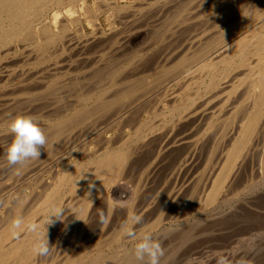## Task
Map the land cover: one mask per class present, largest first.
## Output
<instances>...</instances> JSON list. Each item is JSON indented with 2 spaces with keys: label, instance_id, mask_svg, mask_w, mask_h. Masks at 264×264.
Returning a JSON list of instances; mask_svg holds the SVG:
<instances>
[{
  "label": "bare ground",
  "instance_id": "6f19581e",
  "mask_svg": "<svg viewBox=\"0 0 264 264\" xmlns=\"http://www.w3.org/2000/svg\"><path fill=\"white\" fill-rule=\"evenodd\" d=\"M96 1V0H95ZM99 1V4L97 3ZM97 2H95L94 4H98L99 6H97L95 9L94 7H91L89 4H87V0H0V50L3 49V47L7 46L8 44H10L11 42H13L14 40L16 39H19V41L21 40V42H27L29 43V45H32V47L30 49H33L34 50V53H36V58H34L35 62L38 64V63H41L43 62L44 60L50 58V54L51 52H49V50L51 49V47L55 44H60L61 46V43L63 41V38H65L67 40V37L70 38V41H67L68 43L71 42V40L75 39L73 37V26L75 25L76 28L78 29L77 31H79L80 33L83 32V26H82V15L80 14L81 10H83L84 12H87V18L89 20V23L94 26V28L97 30L96 32V35H93L92 37H89V36H82L80 38H84V39H81L79 40V38L75 39L74 41V47L76 48H79V49H82V48H87L86 46H89V45H92V47H96L97 49L101 47V45L105 44V43H113L115 44L116 41H117V44L119 45V50L117 49V51H119V53H121V49H120V44H119V39H123L122 37L125 35V34H122L121 33H124V30L122 28H126L127 26H125L126 22L128 21V18L130 19V16L127 18V21H123L125 23H122L121 21V29L123 30V32L121 31L120 32V28L117 27L115 21H114V25L116 26H113V28L111 29L112 31L110 32V34L106 31H103V28L101 26V22H100V13L101 11L103 10L104 6H105V3L108 5V3H111L110 0H98ZM104 2V5L103 7L100 6V4H102L101 2ZM177 2V0H175ZM174 1V2H175ZM191 1V0H190ZM200 1V0H199ZM234 0H232V3H233ZM242 1V0H241ZM116 2V1H113V3ZM148 2H151L152 1H149ZM173 2V1H172ZM179 2V1H178ZM262 2V1H261ZM78 3L81 4V6L79 5L78 6ZM112 3V4H113ZM239 3V2H238ZM237 3V5H238ZM257 3V2H256ZM260 3V2H259ZM111 4V5H112ZM117 4V3H116ZM139 4V3H138ZM149 4V3H148ZM174 4V3H173ZM200 4V3H199ZM231 4V3H230ZM229 4V5H230ZM262 4V3H261ZM67 5V11L68 14L72 13V15L69 14V19H65V21L62 19V21H58L61 25V29L60 31H57V33L53 32L50 28H49V22L48 20L43 22V18L46 17V15L48 13H52L53 14V18L55 20V23H57V20L58 18L63 16V13L61 12L62 11V8ZM114 5V4H113ZM126 5V4H125ZM134 5V4H133ZM231 5H234L235 4H231ZM250 5H253V4H250ZM264 5V4H263ZM260 6V5H259ZM258 8L253 6L252 8L250 7V18L248 19V22L246 24H248L250 22V20H256V19H260L262 15H264V7L263 8ZM109 7H110V4H109ZM122 6H119V8H121ZM151 7V6H150ZM149 7V8H150ZM180 7V6H179ZM183 7V6H182ZM232 7V6H231ZM236 7V6H235ZM105 8H107V6H105ZM104 8V9H105ZM161 8V7H160ZM165 8V7H163ZM221 8V7H220ZM237 8V7H236ZM108 9V8H107ZM114 9V8H113ZM232 9V8H231ZM112 10V9H111ZM116 10H119V9H116ZM149 10V9H147ZM156 10V9H155ZM159 11L156 13L158 16V20H159V17L160 19L162 18V16H165L166 12H169L170 10L169 9H158ZM165 10V11H163ZM168 10V11H167ZM180 10V9H179ZM218 10V9H217ZM228 10V9H227ZM226 10V11H227ZM238 10V9H237ZM249 10V9H248ZM109 11V9H108ZM107 11V12H108ZM115 11V10H114ZM120 11H122L120 9ZM125 11V9H124ZM178 11V10H177ZM203 11V10H202ZM222 11V10H221ZM232 11V10H230ZM235 11V10H234ZM242 11V10H241ZM111 12V11H109ZM223 12V11H222ZM228 12V11H227ZM225 13V11L222 13L224 15L225 14H228V13ZM240 12V11H239ZM245 12V11H243ZM62 13V14H61ZM73 13H75V15H73ZM82 13V12H81ZM120 13V12H119ZM133 13V12H132ZM140 12H138L139 14ZM149 13V12H148ZM147 13V14H148ZM229 13H232V12H229ZM235 13V12H234ZM103 14V12H102ZM108 15H110L109 13H107ZM117 14V13H116ZM131 14V13H130ZM134 14V13H133ZM133 14H131L133 16V18H136V16H134ZM151 14V13H150ZM237 14V13H236ZM196 15V14H195ZM208 15V13H207ZM218 15V14H217ZM229 15V14H228ZM244 15V14H243ZM85 16V15H84ZM194 16V15H193ZM219 16V15H218ZM217 16V17H218ZM227 16V15H226ZM231 16V15H230ZM66 17V15H65ZM85 17V18H86ZM110 17V16H108ZM118 17V16H117ZM127 17V16H126ZM144 17V16H142ZM177 17V16H176ZM206 17V16H205ZM204 17V18H205ZM225 17V15H224ZM236 17V16H235ZM239 17V16H238ZM243 17V16H242ZM47 18V17H46ZM64 18V17H63ZM112 19V17H110ZM120 18H121V15H120ZM132 18V17H131ZM141 18V17H140ZM150 18V17H149ZM149 18H147L149 20ZM153 18V17H152ZM151 18V20H152ZM157 18V17H156ZM193 18V17H192ZM226 18V17H225ZM234 18V17H232ZM241 18V16H240ZM244 18V17H243ZM211 19V18H209ZM214 19V18H213ZM228 19V18H227ZM230 19V17H229ZM53 20V21H54ZM131 20V19H130ZM138 20V17L137 19ZM136 20H133L131 21V25H132V22L136 21ZM154 20V19H153ZM152 20V21H153ZM157 19L155 20L156 22L158 21ZM163 20V19H162ZM167 20V18H166ZM189 20V19H188ZM193 20V19H192ZM191 20V21H192ZM197 20V19H196ZM212 20V19H211ZM218 20V19H217ZM222 19L219 18V21H221ZM224 20V19H223ZM232 20V19H231ZM230 20V21H231ZM234 20V19H233ZM239 20V19H238ZM237 20V21H238ZM244 20V19H243ZM247 20V19H246ZM151 21V23H152ZM154 21V23H155ZM216 21V20H214ZM212 20V22H214ZM229 21V22H230ZM111 22V21H109ZM130 22V21H129ZM128 22V23H129ZM178 22V21H176ZM193 22V21H192ZM191 22V23H192ZM54 23V24H55ZM88 23V22H87ZM117 23H118V20H117ZM146 23V22H145ZM150 23V22H149ZM159 23V22H157ZM218 23V21H217ZM232 23V22H230ZM39 25L38 26V31H34V28L33 26L34 25ZM119 24V23H118ZM122 24H124L122 26ZM142 23L137 24L139 26H141ZM153 24V23H152ZM190 24V23H189ZM198 24V23H197ZM212 24V23H211ZM127 25V24H126ZM130 25V27H131ZM135 25V22L134 24ZM143 25V24H142ZM149 25V24H148ZM156 25V24H155ZM176 25V24H175ZM215 25V24H214ZM217 25V24H216ZM232 25H236V23L234 22V24ZM237 25H238V22H237ZM245 25V24H244ZM91 26V27H92ZM125 26V27H124ZM154 26V24H153ZM229 27L231 26L230 24L228 25ZM248 26V25H247ZM253 26V25H252ZM60 27V26H59ZM90 27V28H91ZM129 27V26H128ZM144 27V26H143ZM184 27V26H183ZM188 27V26H187ZM213 27L216 28L215 26H210V28ZM218 27V26H217ZM236 27V26H235ZM148 28V27H147ZM191 28V26H190ZM37 29V28H35ZM56 29L57 26H56ZM130 29V28H129ZM136 29H137V26H136ZM155 29V28H153ZM162 29V28H161ZM165 29V28H164ZM205 29V28H204ZM231 29V28H230ZM230 29H227V30H230ZM232 29H233V26H232ZM257 29V28H256ZM251 34L253 36V38L250 36L252 39L250 40V38L248 39L249 41L246 42L245 46L246 47H249L253 40H257L258 41V45L256 48H258V54L259 56H257L259 62H258V65L256 67V72L254 71L255 75L252 77V79L249 80L248 78V85L245 83V81L243 83H245V87L246 89L243 90L244 93L239 94V97L243 98V100H241V103L245 104V109L240 107L241 109H244V111L242 112V110L240 111L239 110V107H238V102L236 100V96L238 94L237 91L238 90V86L241 84L242 85V81L244 80L243 77L239 76L238 74H234V73H231V71L233 70V67H234V64H229L228 66H225V71L222 72V71H218V68L217 67H214L215 63L213 61V63H210V61L206 60L208 59L207 56H211L212 55V58L213 57H218V55H221L223 53H225L224 51L227 50L229 46H227L228 43H230L232 40H234V38L236 39V37L238 36V34L240 33L239 29L237 30V28H235V30H232L233 33H230V36H225L223 33H220V30H216V32L212 33L213 36L212 38H207V40L205 39H202L200 38L199 36V33H195L194 35V32L192 33V37H188L189 39H187L188 41L185 42L186 43V46H185V50L184 51H181L182 52H186V54L184 55H181L175 62L173 61L174 58H177L178 55H175L177 57H174L173 56V53L172 55L171 54H167L169 57L170 55L173 56L172 59V64H170L171 62H169L170 60L168 59V62L169 66H165V68L161 69V70H157L156 72L152 73V75H150V79H147L145 76V78L143 79H139L140 81L137 80V82L132 83L133 86L131 85V87H128V88H125V89H122V90H117L114 89V94L112 92L113 95H110V96H106L104 95V92L103 94H100L103 89H101L102 91L99 92V94L94 91L91 92V90L93 89H89L90 86H89V90L90 92L88 91V93L84 92L85 95H82L81 93L77 96L78 97V100L80 102L79 105H73L72 108L70 109H66L64 111H61L62 109L64 108H60L59 105H57V103L55 104V106H59L60 110H59V113H58V118L56 119V121L53 123L52 127L49 128L50 131H49V136L48 134H45L48 136L47 138V144L45 145V147H48L49 149V152L47 154V156L50 159V162H51V165L54 163L55 165L58 163H65L66 161H69V157L70 155L73 153L74 149L72 148V146L70 145L71 144V140L74 139L75 137L78 138V136L80 135H83L84 136V130H88L87 131V134H90L88 135L89 137H91L92 139H94V141H96L97 139L100 138V141L102 142L103 140V143H104V139L108 138L109 140H111V143H113V138L112 136L109 137H106L104 135V132L107 131L108 128H113V126L115 124H117L118 126L116 127H119L117 129L118 132H117V136L118 138L121 139V142H122V145H118V147H113L111 145H104L103 143L101 145H103L101 147V150H100V147L96 148V151L98 150V152H96L93 156V158H89L87 161L88 163H92V168L91 170L89 171L88 169H86L87 171H89L88 173L86 172V177L84 179V181L87 183L88 185V193H87V189L85 190L86 192V195L83 196V198H79L80 200V207H79V212L78 214H74L76 215L75 216V223L77 224H74L75 225L74 227H77V229H81L80 232L83 231V229L87 228L90 230H97V235H98V238L96 239V243H99L101 237H102V234H108V232L112 229H115V226L117 225L118 221H119V216H120V213H121V209H124L126 212H130V208L133 209L132 207V203H133V200L134 198H136V195L138 193H143L144 190L143 188L148 186L149 184L146 182L148 181H145V183H140V184H143L142 189H140L139 191V187L140 184L139 182L138 183H131L134 179L133 177H136V175L134 176L135 173H137L138 171V174H139V169L137 168L135 171L134 174H131V171L132 170V164L134 163L135 164V156H137V152L138 150H140V152L142 150H144L145 152V149L146 151H154L155 149V144L152 143L151 141L153 140V142L155 141L157 144H161L160 140V136L161 137H165L167 134L165 133V131L169 132V130H166V128L168 127H165V121L164 119H166L167 117L169 119H167V124L169 126V128L175 124H177L176 126H178V124L181 122H185V125L184 126V130L186 129V137L183 138V139H180L182 137H180L179 133L181 131V128H180V131L178 132V134H176V136L179 138V139H174L172 141L171 144H173L172 146H175V147H179V149L181 150H176L178 151V155H176L174 158V161L172 160L171 163H174V169L172 170L171 172V175L169 173V175L171 176L170 178H172L171 182L169 180V184L168 186L166 185V182L168 181H165L164 186L163 183V187H167L163 192L164 195L166 198L164 200L165 203H167L168 201L172 202L176 200V202L178 201V203H181L182 204V207H184V209H186L185 207H187L186 205H188L187 203L190 202L191 200H194V202H197V206L196 205H193L194 202H192L191 204L194 206L193 208H201L202 206H207V205H211L212 203H214L219 197L220 195L222 194H226V192L228 193L229 192V188L234 184V183H237L239 178V174L241 173L242 174V170L244 172L245 170V160L246 157L248 156L247 153H249V146L251 145H257V144H253L254 143V136L256 137V134H259L260 135V138L259 136L256 138V143L258 142V145L260 144V139H264V124L263 122H260V120H262V117L264 115V61L262 60L263 57H264V31H259L260 29H257ZM59 30V29H58ZM128 30V29H127ZM126 30V31H127ZM200 30V29H199ZM215 30V29H214ZM226 30V31H227ZM93 31V30H92ZM91 31V32H92ZM148 31V29L146 30ZM154 31V30H153ZM219 31V32H218ZM106 32V33H105ZM120 32V33H119ZM128 32V31H127ZM126 32V34H127ZM155 32V31H154ZM239 32V33H238ZM141 33V32H140ZM158 33V32H157ZM175 33V32H174ZM218 33H220L218 35ZM228 35H229V32H227ZM108 34V35H106ZM137 34V33H136ZM204 36H206L205 34L206 33H203ZM202 34V35H203ZM246 34V33H245ZM248 34V33H247ZM76 35V34H75ZM88 35V34H87ZM129 35V33H128ZM153 35V34H152ZM240 35V34H239ZM120 36V38H119ZM126 36V35H125ZM202 36V37H204ZM247 36V37H248ZM87 37V38H86ZM130 37V36H129ZM135 37V36H134ZM170 37V36H169ZM186 37V36H185ZM119 38V39H118ZM141 38V37H140ZM205 38V37H204ZM246 38V37H245ZM244 38V39H245ZM118 39V40H117ZM124 39H128L127 36L124 37ZM202 39V40H201ZM240 39V38H239ZM174 40V39H173ZM205 40V41H203ZM18 41V42H19ZM119 41V42H118ZM122 41V40H121ZM126 43L128 42L127 40H125ZM186 41V40H185ZM247 41V40H245ZM239 43V40L237 41ZM122 43V42H121ZM17 44V43H16ZM20 44V43H19ZM24 44V43H23ZM71 44L73 45V42H71ZM108 44V45H109ZM221 44V46H219ZM237 44V43H236ZM15 45V44H14ZM13 45V46H14ZM71 45V46H72ZM106 44V46H108ZM235 45V44H234ZM21 46V45H20ZM59 46V45H58ZM69 46V44H68ZM100 46V47H98ZM105 46V47H106ZM15 47V46H14ZM22 47V46H21ZM25 47V46H24ZM30 47V46H29ZM57 47V45L55 46ZM65 47V46H64ZM63 44L61 46V48H63ZM103 47V46H102ZM103 47V50L104 48ZM112 47V45H111ZM110 47V48H111ZM116 47L117 46H113L112 49H113V52L116 50ZM124 47V46H123ZM177 47V46H176ZM181 47V46H180ZM19 48V47H18ZM25 48H28V47H25ZM54 48V47H53ZM95 48V49H96ZM118 48V47H117ZM24 49V48H23ZM73 49V48H72ZM93 49V48H92ZM96 49V50H97ZM106 49V48H105ZM109 48H107L108 50ZM110 49V50H112ZM182 49V47H181ZM237 49V48H236ZM9 50V49H8ZM102 50V51H103ZM7 51V50H6ZM5 51V52H6ZM12 51V50H11ZM15 51V49L13 50ZM54 51V50H53ZM63 51V50H61ZM60 51V52H61ZM66 51V50H65ZM84 51V49H83ZM99 51V50H97ZM95 51V52H97ZM101 49H100V52H102ZM177 49L175 50L174 54L176 53ZM27 52V51H26ZM59 52V51H58ZM93 52V51H92ZM111 51H109L108 53H110ZM171 52V51H170ZM178 52V51H177ZM230 52V51H229ZM1 53V51H0ZM10 53V52H9ZM12 53V52H11ZM25 53V52H24ZM24 53H22L24 55ZM30 53H31V50H30ZM57 53V52H56ZM104 53V51H103ZM112 53V52H111ZM116 53V52H114ZM118 53V52H117ZM123 53V52H122ZM244 53V51L241 53H238L239 55ZM2 54V53H1ZM0 54V55H1ZM7 54V53H5ZM13 54H16L15 52ZM11 54V56L13 55ZM18 54V53H17ZM55 54V53H54ZM106 51H105V55H106ZM177 54V53H176ZM183 54V53H182ZM3 55V54H2ZM1 55V56H2ZM23 55H21L23 57ZM26 55V54H25ZM24 55V56H25ZM32 55V54H30ZM34 55V54H33ZM64 55V54H63ZM62 55V56H63ZM79 55V54H78ZM99 55V54H98ZM104 55V56H105ZM113 55V54H111ZM114 55H117V54H114ZM113 55V56H114ZM125 55V53H124ZM123 55V56H124ZM162 55V54H161ZM167 55H163V59H164V63L167 62L165 61V56ZM29 56V55H28ZM27 56V58H28ZM55 56V55H54ZM53 56V57H54ZM59 56L61 55H58V58ZM70 56V55H69ZM75 56V55H73ZM108 54L105 56L107 57ZM119 56V55H118ZM122 56V55H120ZM8 57V55H7ZM26 57V56H25ZM32 57V56H31ZM93 57V56H92ZM104 57V58H105ZM161 57V56H160ZM169 57H166V58H169ZM207 57V58H206ZM10 58V57H9ZM81 58V57H79ZM95 58V57H94ZM103 58V59H104ZM109 58V56L107 57ZM112 58V57H110ZM109 58V59H110ZM114 58V57H113ZM116 58V56H115ZM139 58V57H138ZM158 58V57H157ZM171 58V57H170ZM244 58V57H243ZM31 59V58H30ZM29 59V60H30ZM54 59V58H53ZM69 59H71L69 57ZM68 59V60H69ZM101 57H100V61H101ZM118 60V58H116ZM211 59V58H210ZM10 60V59H9ZM21 60H23L21 58ZM33 60V59H32ZM76 61V59H73ZM72 60V61H73ZM107 60V59H106ZM105 60V62H106ZM129 60V59H128ZM135 60V59H134ZM217 60V59H216ZM242 60V59H241ZM240 60V62H241ZM250 60V59H249ZM248 60V61H249ZM28 62V60H26ZM60 62V60H57ZM71 61V62H72ZM80 61V60H78ZM91 61V60H90ZM100 61L97 63L100 64ZM109 61V60H108ZM107 61V62H108ZM133 61V60H132ZM137 61V60H136ZM141 61V59H140ZM158 61V60H157ZM163 61L162 58L160 59L159 62ZM257 61V60H255ZM35 62H32V63H35ZM89 62V61H88ZM87 62V63H88ZM104 64H107V62ZM111 62V61H109ZM212 62V61H211ZM218 62V61H217ZM234 62V61H233ZM76 63V62H75ZM90 63V62H89ZM93 63V61H92ZM118 63V62H117ZM128 63V62H127ZM132 63V62H131ZM130 65H133L134 67L131 68L130 66V69L129 71H133L134 69H136V67L138 68V65H134L133 63ZM144 63V62H143ZM256 63V62H255ZM15 64V63H14ZM46 64V63H44ZM48 64V63H47ZM50 64V63H49ZM52 64V63H51ZM50 64V65H51ZM79 64V62L77 63V65ZM103 64V62L101 63V65ZM112 64V63H110ZM160 64V63H159ZM162 64V63H161ZM160 64V65H161ZM199 64V65H198ZM248 64V62H247ZM254 64V63H253ZM252 64V65H253ZM17 65V64H16ZM54 65V64H53ZM68 65V64H67ZM76 65V66H77ZM116 65V64H115ZM113 64V68L115 69L116 67ZM118 65V64H117ZM159 65V66H160ZM198 65V66H197ZM227 65V64H226ZM4 66V65H3ZM6 66V65H5ZM9 66V65H8ZM89 66V65H88ZM105 66V65H104ZM107 66V65H106ZM105 66V68H106ZM136 66V67H135ZM143 66V65H141ZM244 66V64H243ZM249 66H251V63H249L248 65V68ZM13 67V66H12ZM27 67V66H26ZM41 67H43L41 65ZM51 67V66H50ZM55 67H56V64H55ZM86 67V65H85ZM95 67V66H94ZM127 67V66H126ZM161 67V66H160ZM253 66H251L252 68ZM20 68V67H19ZM45 68V67H44ZM43 68V69H44ZM57 68V67H56ZM75 68V67H74ZM80 68L84 69L83 67L80 66ZM79 68V69H80ZM96 68V67H95ZM97 68H98V65H97ZM99 68H101V66H99ZM98 68V69H99ZM246 68V69H248ZM29 69V68H28ZM36 69V68H35ZM53 69V68H52ZM62 69V68H61ZM78 69V68H77ZM94 69V68H93ZM97 69V70H98ZM112 69V68H111ZM133 69V70H132ZM141 69V68H139ZM238 69V68H237ZM245 69V70H246ZM19 70V69H17ZM33 70V68H32ZM41 70V68H40ZM46 70V69H45ZM48 70V69H47ZM50 70V69H49ZM48 70V71H49ZM55 70V69H54ZM76 70V69H75ZM91 70V69H90ZM125 70L127 71V69L125 68ZM154 70V69H153ZM10 71V68L9 70ZM20 71V70H19ZM47 71V72H48ZM51 73L52 72H55L53 70H50ZM49 71V72H50ZM80 71V70H79ZM92 71V70H91ZM100 71V70H99ZM114 71V70H113ZM116 71V70H115ZM122 71V69H121ZM125 73H128L126 72ZM144 71V70H142ZM2 72H5L6 71H2ZM24 72V71H23ZM89 72V71H88ZM87 72V73H88ZM95 72V71H94ZM135 72V71H134ZM133 72V73H134ZM240 72V71H239ZM248 72V71H247ZM37 73H38V70H37ZM56 73V72H55ZM54 73V74H55ZM95 73H98V72H95ZM94 73V75H95ZM105 73V72H104ZM112 73V72H111ZM115 73V72H114ZM121 75L123 72H120ZM119 73V74H120ZM132 73V72H130ZM243 73V72H242ZM13 74V73H12ZM33 74V73H32ZM44 74V73H43ZM48 74V73H47ZM58 74V73H56ZM81 74V73H80ZM99 74V73H98ZM101 74V72H100ZM107 74V73H106ZM135 74V73H134ZM138 74V73H137ZM136 74V75H137ZM250 74V73H249ZM247 74V76L249 75ZM14 75V74H13ZM26 75V74H25ZM31 75V74H30ZM75 75V74H73ZM86 75V74H85ZM103 75V74H101ZM133 75V74H132ZM131 75V76H132ZM182 75V76H181ZM65 76V75H63ZM87 76V75H86ZM95 76H98V75H95ZM117 76V75H116ZM130 75H126L125 74V79L128 77L129 78ZM181 76V78L179 77ZM246 76V77H247ZM252 76V75H250ZM9 77V76H8ZM29 77V76H28ZM26 76V78H28ZM41 77V76H40ZM43 77V75H42ZM46 77V76H45ZM49 77V76H48ZM73 77V76H72ZM89 77V76H88ZM99 77V76H98ZM108 77V76H106ZM106 77H105V81H106ZM134 77V75H133ZM132 77V78H133ZM148 77V76H147ZM3 78V77H2ZM1 78V80H2ZM16 78V77H15ZM36 78V77H35ZM34 78V80H35ZM68 78V77H67ZM80 78V77H79ZM91 78V77H90ZM90 78H88L90 80ZM97 78V77H96ZM100 78V77H99ZM104 78V77H103ZM120 78V77H118ZM131 78V77H130ZM251 78V77H250ZM9 79V78H8ZM7 79V82H9V80ZM66 79V77H65ZM85 79V77H84ZM83 79V81H84ZM98 79V78H97ZM96 79V80H97ZM102 79V78H101ZM100 79V80H101ZM110 79H111V76H110ZM208 79V80H207ZM246 79V78H245ZM20 80V78H19ZM22 80V79H21ZM20 80V81H21ZM33 80V81H34ZM59 80V79H58ZM77 80V79H76ZM75 80V81H76ZM88 80V81H89ZM108 80V79H107ZM123 80V79H122ZM135 80V79H134ZM12 81V80H11ZM57 81V80H56ZM67 81V80H66ZM87 81V80H85ZM99 81V80H98ZM97 81V82H98ZM103 81V80H101ZM113 80L111 79V81H109V83H111ZM117 81V80H116ZM126 82L127 79L125 80ZM124 81V82H125ZM16 82H19L18 80L15 81V85H16ZM43 82V81H42ZM53 82V81H51ZM60 82V81H58ZM79 82V81H77ZM90 82V81H89ZM95 83V81H93ZM100 82V81H99ZM130 82V81H129ZM131 82H133V80H131ZM1 83V82H0ZM31 83V81H30ZM44 83V82H43ZM71 83V82H70ZM76 83V82H75ZM74 83V84H75ZM80 83V82H79ZM86 83V82H84ZM92 83V82H91ZM104 83V82H103ZM115 83V82H114ZM8 84V83H7ZM18 84V83H17ZM52 84V83H51ZM62 86L64 83H62ZM73 84V83H72ZM98 84V83H96ZM106 84V83H105ZM122 84V83H121ZM131 84V83H130ZM129 84V85H130ZM41 85V84H40ZM77 85V84H76ZM80 85V84H79ZM78 85V86H79ZM110 85V84H109ZM240 85V86H241ZM5 86V85H4ZM13 86V84H12ZM37 86V84H36ZM46 86V85H45ZM58 86V85H57ZM56 86V87H57ZM77 86V87H78ZM87 86V85H85ZM111 86V85H110ZM109 86V87H110ZM127 86V85H126ZM239 86V88H240ZM16 87V86H15ZM22 87V86H20ZM26 87V86H25ZM41 87V86H40ZM47 87V86H46ZM51 87V85L49 86V88ZM55 87V86H54ZM53 87V88H54ZM66 87V85H65ZM82 87V86H81ZM84 87V86H83ZM92 87H94V84L92 85ZM114 87V86H113ZM6 88V87H5ZM3 87V89H5ZM14 88V87H13ZM13 88L11 90H13ZM34 88V87H33ZM39 88V87H38ZM60 88V87H59ZM63 88V87H62ZM69 88V87H68ZM85 88V87H84ZM120 88V87H119ZM122 88V87H121ZM175 88L176 90L178 89H185V88H189L190 89V93L189 95H185L183 98H179L177 99L179 96H178V91H175ZM22 89V88H20ZM48 89V88H47ZM56 89V88H55ZM58 89V88H57ZM56 89V91H57ZM79 89V88H77ZM86 89V88H85ZM96 89V88H95ZM94 89V90H95ZM108 89H111V88H108ZM156 92H155V90ZM186 89V90H187ZM244 89V88H243ZM6 90V89H5ZM19 89H17L16 92H19L18 91ZM34 90V89H33ZM39 90V89H38ZM49 90V89H48ZM47 90V91H48ZM52 90V89H51ZM60 90V89H59ZM67 90V89H66ZM100 90V89H99ZM151 90H154L152 94ZM169 90H171L169 92ZM237 90V91H235ZM22 91V90H21ZM28 91V90H27ZM32 91V90H31ZM30 91V92H31ZM44 91V90H43ZM86 91V90H85ZM108 93L109 91L106 90ZM105 91V92H106ZM117 91V92H116ZM184 91V90H183ZM4 93V90L2 91ZM13 93L12 91H9V94ZM15 90H14V93H16ZM26 92V91H24ZM49 92V91H48ZM53 93H55L53 90H52ZM74 92V91H72ZM150 92V93H149ZM169 92V93H168ZM189 92V91H187ZM231 92L232 94H236V96L232 95L233 96V100L231 99L230 95H231ZM7 93V92H6ZM40 93V92H39ZM43 92H41L42 94ZM45 93V92H44ZM43 93V94H44ZM50 93V92H49ZM83 93V92H82ZM107 93V94H108ZM152 94V95H155V97H157V100L158 98L160 99V97L162 96H166V101L165 102H168V106L166 107L164 105V107H161L159 109L156 110V107L155 109H153L152 107L148 110L147 106H142V105H149V103L147 102L146 103V99L148 98H143L144 95L146 94ZM65 94V92H64ZM67 94V93H66ZM70 94V93H69ZM75 94V92H74ZM94 94H98V95H94ZM230 94V95H228ZM3 95V94H2ZM8 95V94H7ZM50 95V94H49ZM48 95V96H49ZM62 96V94H60ZM68 95V94H67ZM71 95V94H70ZM69 95V97H70ZM76 95V94H75ZM74 96H71V97H75ZM82 95V96H80ZM224 95H228V97H230V99L232 100H227V98H221L224 100L225 103L226 100L227 101H231L230 103L228 102L226 105H223L222 107H220V110L219 111H224L226 114L230 115V114H234L235 112L237 111H240V113H242V117H241V123L237 126V128H231V130L228 132L227 135H224V134L219 130V129H216L213 125H215V123L212 125V119H214L215 116L218 117V109H219V106L218 105H221L223 104V100H219L221 103L219 104V101L218 99L220 97H223ZM4 96V95H3ZM32 96V95H31ZM40 97H42L41 95H39ZM54 96V94L52 95ZM55 96L56 93H55ZM54 96V97H55ZM59 96V94H58ZM149 97H151L150 95H148ZM30 97V96H29ZM36 97V95L34 96ZM53 97V98H54ZM60 97V96H59ZM68 97V96H67ZM76 97V99H77ZM153 97V98H155ZM225 97V96H224ZM238 97V96H237ZM9 98V96H8ZM39 98V97H38ZM44 98H46V96H44ZM51 98V97H50ZM58 97H56L57 99ZM62 98V97H61ZM65 98H66V95H65ZM64 98L65 101H67L66 99ZM71 98V99H73ZM141 98L143 99V101H141ZM1 99V98H0ZM10 99V98H9ZM12 99V98H11ZM19 99V98H18ZM37 99V98H36ZM40 99V98H39ZM97 100V102H92L94 103L93 105H88V101L90 100ZM149 99V98H148ZM152 99V98H151ZM150 99V101H151ZM164 99V98H163ZM21 99H19L20 101ZM24 100V99H23ZM23 104L25 105V101ZM50 100V99H49ZM70 100V99H69ZM74 100V99H73ZM145 100V102H144ZM153 100H156L155 99H152V104L153 105ZM156 100V101H157ZM161 100V99H160ZM8 101V100H7ZM27 101V100H26ZM35 101V100H34ZM37 101V100H36ZM45 101V100H44ZM48 101V100H47ZM53 101V100H52ZM51 101V103H52ZM164 101V100H163ZM178 101V102H176ZM18 102V101H17ZM21 102V101H20ZM21 102V103H22ZM31 102V101H30ZM29 102V103H30ZM57 102V101H56ZM62 102V101H61ZM60 102V103H61ZM146 103V104H142L141 103ZM158 102V101H157ZM156 102V103H157ZM161 102V101H160ZM176 102V103H175ZM223 102V103H222ZM240 102V101H239ZM9 103V102H8ZM6 104L5 106L3 107H0V108H3V112H0V121L3 119L2 116L9 111V105L13 102H11L10 100V103L9 104ZM16 103V102H14ZM39 103V102H38ZM70 103V102H69ZM68 103V104H69ZM75 103V102H74ZM156 103L154 105H156ZM159 103V102H158ZM28 104V103H27ZM35 104V103H34ZM65 104V103H63ZM62 104V105H63ZM240 104V103H239ZM243 104H240V105H243ZM1 105V104H0ZM4 105V104H2ZM12 105V104H11ZM14 105V104H13ZM16 107L17 104H15ZM20 105V104H19ZM29 105V104H28ZM39 105V104H38ZM38 105L36 107H38ZM71 105V104H70ZM69 105V106H70ZM149 105V106H151ZM153 105V106H154ZM160 105V104H157V106ZM23 106V105H22ZM43 106V105H42ZM48 106V105H47ZM50 106V105H49ZM48 106V107H49ZM65 106V105H64ZM68 106V107H69ZM142 106V107H141ZM21 107V106H20ZM24 107V106H23ZM21 107V108H23ZM159 107V106H158ZM12 108V106L10 107ZM26 108V107H25ZM24 108L23 111H25L26 109ZM40 108V107H39ZM20 109V108H19ZM47 109V108H46ZM153 109V110H152ZM28 110H30V107L28 108ZM27 110V111H28ZM115 110V111H114ZM14 111V110H13ZM16 111V110H15ZM39 111V110H38ZM37 111V112H38ZM44 111V110H43ZM51 111V110H50ZM58 111V110H57ZM114 111V112H112ZM147 111L153 113V114H156L157 117L159 116V118L161 117L162 121H163V125L164 127L163 128H160L158 126V124L156 125H152V122L151 124L150 123H144L140 120V115L143 113V112H146ZM31 112V111H29ZM49 112V111H48ZM55 112V111H54ZM111 112V114L108 115V113ZM2 113V115H1ZM17 113V112H16ZM15 113V114H16ZM32 113V112H31ZM57 113V112H56ZM239 113V112H238ZM14 114V113H13ZM20 114V113H19ZM47 114H50V113H47ZM47 114L45 113L46 117H47ZM152 114V115H153ZM223 114V113H222ZM12 115V114H11ZM53 115V114H52ZM51 115V116H52ZM57 115V114H56ZM101 115H108L106 118H104V121L103 119H99L98 116L101 117ZM136 116V117H135ZM170 116V117H169ZM227 116V115H226ZM14 117V116H13ZM94 117H97V118H94ZM103 117V116H102ZM156 117V116H155ZM216 117V118H217ZM239 117V116H238ZM5 118H7L5 116ZM36 118V117H35ZM93 118V120L91 119ZM215 118V119H216ZM232 117H230V120H231ZM233 118H234V115H233ZM91 119L92 121V124H91V121L89 122L88 125L91 124V126H88L89 128H86L87 126V123L88 121ZM136 119V123L133 122L134 120ZM157 119V118H156ZM208 119V120H207ZM226 119H229V116L228 118ZM235 119V118H234ZM6 120V119H5ZM11 120V119H10ZM88 120V121H87ZM101 120V121H100ZM126 122H124V121ZM150 120V119H149ZM155 120V119H154ZM160 120V119H159ZM218 121V119H216ZM221 120V119H220ZM236 120V119H235ZM234 120V121H235ZM4 121V120H3ZM87 121V123H86ZM123 121V122H122ZM132 121V123L134 124H130ZM223 121V120H222ZM225 121V119H224ZM40 122V121H39ZM228 122V121H227ZM232 122V121H231ZM230 122V123H231ZM228 123V125L230 124ZM234 123V122H233ZM239 123V122H238ZM261 123V124H260ZM40 124H42L40 122ZM45 124V123H44ZM122 124V125H120ZM166 124V126H167ZM221 124V123H220ZM236 124V123H235ZM46 125V124H45ZM125 125H132V127L130 126V128H133L134 127V135L132 137L128 136L126 133L127 132H124L122 127L125 126ZM42 126V125H41ZM47 126V125H46ZM174 127V128H177V127ZM210 126H213V128L211 127L212 131H220V135L216 132H213L215 135L213 137H215L214 140H217V136H221L223 135V138H224V141L227 137V142L228 143V148L225 150H223V155H218V153H216V150L215 148H212V147H215L217 146L218 144H214V146H212L210 144V142H208L212 147L208 149V152L206 151L205 152V148H206V142L207 141H210L211 139L207 140V133L210 135L211 134V130H208L209 132H206L207 131V128L210 129ZM216 126V125H215ZM230 126V125H229ZM183 127V126H182ZM47 128V127H46ZM129 128V126H128ZM129 128V129H130ZM160 128V130H159ZM116 129V128H115ZM114 129V130H115ZM156 129V130H159L157 132V135L155 133L156 136H154V132L153 130ZM172 129V128H171ZM214 129V130H213ZM223 129V128H221ZM227 129V128H226ZM9 130V129H8ZM47 130V129H46ZM155 130V131H156ZM164 130V132H163ZM4 131V130H2ZM228 131V129H227ZM9 132V131H8ZM116 132L114 131L113 133L116 134ZM167 132V133H168ZM171 132L173 133V131L171 130ZM170 132V133H171ZM45 133V132H44ZM83 133V134H82ZM109 133V132H108ZM169 133V134H170ZM171 133V134H172ZM183 133V131H182ZM227 133V132H226ZM150 134V135H149ZM174 134V133H173ZM172 134V135H173ZM181 134V133H180ZM185 134V133H184ZM218 134V135H217ZM8 134H5L4 133V136H7ZM107 135V134H106ZM113 135V134H112ZM164 135V136H162ZM183 135V134H182ZM217 135V136H216ZM3 136V132L0 133V144H2L3 142H5L4 140L2 141V137ZM9 136V135H8ZM46 136V137H47ZM114 136V135H113ZM126 136V137H125ZM171 136V135H170ZM175 136V135H174ZM175 136V137H176ZM89 137L86 138L89 140ZM114 143H115V139H116V136H114ZM159 137V139H158ZM184 137V135H183ZM208 137H212V136H208ZM81 138V137H80ZM79 138V139H80ZM111 138V139H110ZM166 138H169L168 136ZM219 139L218 140H222L223 139H220V137H218ZM222 138V136H221ZM5 139V138H3ZM83 139V138H81ZM158 139V141H157ZM163 139V138H162ZM161 139V140H162ZM261 139V141H262ZM10 139H8L9 141ZM57 141V146H56V150H54V147L52 148V144L51 142L52 141ZM76 140V139H75ZM78 140V139H77ZM76 140V141H77ZM87 140V141H88ZM129 140V141H128ZM166 140V139H165ZM164 140V141H165ZM212 140V141H214ZM217 140V141H218ZM229 140V141H228ZM2 141V142H1ZM7 141V139H6ZM7 141V142H8ZM54 141V142H55ZM74 141V140H72ZM81 141H84L81 140ZM81 141L78 140L77 142H79L81 144ZM86 141V142H87ZM99 141V140H98ZM211 141V142H212ZM222 141L220 142H217L219 143V145L222 143ZM10 142V141H9ZM75 142V141H74ZM100 142V143H101ZM110 142V141H109ZM170 142V141H169ZM49 143V144H48ZM78 143V144H79ZM84 142H82L83 144ZM94 143V142H93ZM99 142H95V144H97ZM120 143V142H119ZM139 143V145H138ZM149 143L153 144L155 147H153V150H147L149 148H152L149 146ZM163 143V142H162ZM207 143V144H208ZM212 143H216L215 141L212 142ZM225 143L226 147H227V144ZM5 143H3V146H4ZM118 144V143H117ZM159 144V145H160ZM168 144V142H167ZM264 144V143H263ZM157 145V147L159 146ZM163 145V144H161ZM160 145V148L156 147L158 153L160 152L159 150L164 149V147H166V144H164L165 146L161 147ZM224 145V146H225ZM75 146V145H74ZM85 146V145H84ZM171 146V145H170ZM220 147L221 149L224 147ZM260 146V145H259ZM258 146V147H259ZM81 147V146H80ZM79 147V148H80ZM83 147V145H82ZM81 147V148H82ZM169 147V146H168ZM167 147V148H168ZM263 147V146H262ZM4 148V147H3ZM85 148V147H83ZM82 148V149H83ZM170 148V147H169ZM168 150H171L169 149ZM172 148V147H171ZM174 148V147H173ZM225 148V147H224ZM254 148V147H251V149ZM47 149V148H46ZM81 149V150H82ZM94 149V148H93ZM166 149V148H165ZM175 149V148H174ZM174 149L172 150V152L174 151ZM220 149V150H221ZM251 149H250V153H251ZM254 149L257 150V147H255ZM78 150V148H77ZM95 150V149H94ZM100 150V151H99ZM220 150L218 152H220ZM255 150V151H256ZM1 151V150H0ZM45 151V150H44ZM93 151V150H92ZM163 151V150H162ZM175 151V152H176ZM95 152V151H93ZM167 152V151H166ZM258 152V151H256ZM3 153V152H2ZM139 153V152H138ZM155 153V152H154ZM170 153V151H169ZM168 153V154H169ZM207 153V154H206ZM222 153V151H221ZM253 153V152H252ZM45 154V153H44ZM148 154V153H147ZM151 154V153H150ZM164 154V153H163ZM176 154V153H175ZM3 155V154H2ZM42 155V154H41ZM74 155V154H73ZM146 155V154H145ZM167 155V154H166ZM261 155V154H260ZM143 156V155H141ZM153 156V155H152ZM171 156V155H170ZM41 157V156H40ZM166 157V156H165ZM4 159V157L1 156L0 160L1 159ZM6 158V157H5ZM138 158V156H137ZM167 158V157H166ZM46 159V158H44ZM43 159V160H44ZM141 159V158H140ZM148 159V158H147ZM5 160V159H4ZM4 160H2V162H4ZM49 160V159H48ZM48 160H45L46 162V166H48ZM83 160V159H82ZM151 160V159H150ZM156 160V159H155ZM155 160H152L150 163H149V168L147 169L148 171L145 172L146 176H143V180L145 179H148V178H152V176H150L152 172H154L153 170V163L155 162ZM166 160V159H165ZM170 160V159H169ZM6 161V160H5ZM146 161V160H145ZM149 161V159H148ZM148 161H146V163L148 164ZM0 164V175L1 172H3V169H4V164ZM38 162H41L42 161H38ZM85 162V161H84ZM28 163H30V161H28ZM35 163V162H34ZM43 163V164H45ZM87 163V162H86ZM152 163V164H151ZM43 164H41L43 166ZM50 164V163H49ZM82 162L78 161V162H74L72 164H68L66 166L63 165V167H66V169L63 171V176H61L59 178H55V181L53 183H51L49 186H47L44 190H43V195L41 196V200H39V198L37 199V201H39V203H36L37 204H33V205H30V201H29V207L28 205L25 206L26 202L28 201V194L25 193L24 190H20V188L23 186H19V194L17 193V195L14 194V192L12 193V189H14L15 191V188L17 184V182L11 180L13 183H16L14 187H12V191L10 190L9 186L5 185V186H2L1 185V182H0V207L2 206V209L3 211L0 210V264H45L44 263V258L45 257H38L37 255H35L34 251H33V246L34 244L37 242V239L38 237L42 236L45 232H46V229L48 228V226H51V228L49 230H47V237L48 235L51 234L52 231V227L55 226L57 227V229H54V231L57 233V231H60L62 229H66L67 228V223H68V220L65 219L63 222H59L57 221L56 223L52 224V225H47L46 226V229H45V226L43 224L42 221L40 222H36L32 217V213L33 212H36L34 210H38L39 212H46L48 209H47V206H49L53 201H55L57 198L61 197V195H64L65 193H70L72 195L73 192L76 191V187H77V184H78V180H80L79 178H81L80 176L77 177V179L75 180L74 178H72V174L73 173H76L79 168L82 166ZM164 164V163H162ZM168 164V163H167ZM3 165V166H2ZM26 165V164H25ZM24 165L23 168L19 169V172L20 170L23 171L20 176L22 178L23 181L27 180L28 178V181L30 182L31 180V177H30V173L31 175H34L37 173V171L39 170L37 168V163L36 165L34 164V166L32 167L30 164H29V168H26ZM28 165V164H27ZM50 165V166H51ZM170 165V164H169ZM6 166V165H5ZM36 166V167H35ZM39 166V165H38ZM88 166V165H87ZM144 166V165H143ZM172 166V164H171ZM41 167V166H40ZM45 167V166H43ZM89 167V166H88ZM142 167V166H141ZM141 167H139L141 169ZM148 167V166H147ZM146 167V168H147ZM166 167V166H165ZM164 167V168H165ZM173 167V166H172ZM8 168V170L11 168L12 171H14L15 169H13L14 167H6ZM5 168V171L3 173H7L9 172L7 169ZM36 168L38 170H36ZM46 168V167H45ZM87 168V167H86ZM131 168V169H130ZM41 169V168H40ZM58 169V167L56 168V170ZM81 169V168H80ZM157 169V168H156ZM264 169V168H263ZM45 170V169H44ZM54 170V172L56 171ZM33 171V172H32ZM169 171V170H168ZM184 171V174L181 175V172ZM246 171V170H245ZM252 171V170H251ZM11 172V171H10ZM79 172V171H78ZM143 172V173H144ZM164 172V171H163ZM49 173V172H48ZM142 173V174H143ZM155 173V172H154ZM162 173V171H161ZM9 175L13 174L11 172L8 173ZM18 174V175H19ZM142 174H141V177H142ZM153 174V173H152ZM240 174V176H242ZM245 174V173H244ZM248 174V173H247ZM4 175V174H3ZM6 175V174H5ZM14 175V174H13ZM16 175V174H15ZM17 175V176H18ZM41 175V173H40ZM75 175V174H74ZM133 175V177H131ZM158 175V174H157ZM156 175V176H157ZM160 175V174H159ZM158 175V176H159ZM164 175V173L162 174V176ZM166 175V174H165ZM7 176V175H6ZM16 176V177H17ZM20 176L18 179H20ZM39 176V175H37ZM35 176L34 179H37L38 177ZM48 176V175H47ZM45 176V177H47ZM51 176V175H50ZM85 176V174L83 175V177ZM161 176V175H160ZM3 177V176H2ZM9 177V176H8ZM14 177V176H13ZM12 177V178H13ZM30 177V178H29ZM33 177V176H32ZM37 177V178H36ZM56 177V176H55ZM140 177V179H142ZM146 177V178H145ZM155 177V176H154ZM243 177V176H242ZM240 177V179L242 180L243 178ZM5 178V177H4ZM3 178V179H4ZM11 178V179H12ZM40 178V177H39ZM132 178V179H131ZM138 178V177H136ZM150 178V179H151ZM169 178V177H168ZM246 178V177H245ZM2 179V180H3ZM7 179V178H6ZM15 179V178H14ZM17 179V180H18ZM34 179L32 178V180L34 181ZM162 179V178H161ZM9 180V179H8ZM21 180V179H20ZM19 180V181H20ZM52 180V179H51ZM129 180H131V185H128L129 183ZM143 180H139L140 182H144ZM154 180V179H153ZM39 181V180H38ZM37 181V182H38ZM83 181V180H82ZM138 181V180H137ZM151 182V180H149ZM148 181V182H149ZM163 181V180H162ZM236 181V182H235ZM243 181V180H242ZM241 181V182H242ZM248 181V180H247ZM22 182V181H21ZM21 182H20V185H21ZM36 182V181H35ZM85 182L83 184H85ZM134 182V181H133ZM136 182V181H135ZM158 182V180L156 181ZM244 182V181H243ZM7 183V182H5ZM9 185H10V181L8 182ZM25 183V182H23ZM34 183V182H32ZM47 183V182H46ZM3 184V183H2ZM12 184V183H11ZM27 184V183H26ZM31 184V182H30ZM48 184V183H47ZM157 184V183H156ZM81 185V184H78V186ZM86 185V186H87ZM123 185H126L127 187H129V189L127 190L126 188L124 189L125 192L123 191V189L120 190L121 187H123ZM160 187H162L161 184H159ZM245 185V184H244ZM26 186V185H25ZM24 186V187H25ZM83 186V185H82ZM125 186V187H126ZM234 186V185H233ZM238 186V185H237ZM23 187V188H24ZM158 186H155L153 187L154 189L157 190ZM240 187V186H239ZM243 187V186H242ZM83 188V187H82ZM86 188V187H84ZM150 188V187H149ZM18 189V188H16ZM27 189L28 186H27ZM146 189H148V187H146ZM153 189V191H154ZM238 189V187H237ZM236 189V190H237ZM81 190V188L79 189ZM154 191L153 194H158V190L157 191ZM235 190V191H236ZM18 191V190H17ZM147 191V190H145ZM152 191V190H151ZM231 191V189H230ZM28 192V191H27ZM84 192V190L82 191V193ZM234 192V191H233ZM29 193V192H28ZM81 191H80V195L82 194ZM84 193V194H85ZM149 193V192H148ZM151 193V192H150ZM231 193V192H230ZM35 194V193H34ZM34 194H32L33 196H35ZM76 194V193H73V195ZM79 194V193H78ZM146 194V192L144 193ZM154 194V195H155ZM225 194H224V197H225ZM31 195V196H32ZM38 195V194H37ZM36 195V196H37ZM69 195V194H67ZM76 196V195H74ZM73 196V199L72 200H75L76 198ZM139 196V195H138ZM142 196V194L140 195ZM144 196V195H143ZM142 196V197H143ZM227 196V195H226ZM153 197V195H152ZM163 197V196H162ZM162 197L160 200H162ZM223 197V196H222ZM31 198V197H30ZM29 198V199H30ZM70 198V197H69ZM68 196L66 199H69ZM75 198V199H74ZM78 198V197H77ZM141 199V197H138ZM148 198V197H147ZM154 198V197H153ZM159 198V197H158ZM32 199V198H31ZM64 199V198H63ZM65 199V200H66ZM149 199H152L151 197H149ZM63 200V201H65ZM71 200V201H72ZM139 200V199H138ZM41 201V202H40ZM60 201V203L62 202L61 199L58 200ZM70 201V200H68ZM67 201V204L70 203ZM77 201V202H79ZM163 201V200H162ZM76 202V201H75ZM135 202V200H134ZM138 202V201H137ZM142 202V204L140 205V203ZM54 203V202H53ZM56 204V203H55ZM64 204V203H63ZM62 204V205H63ZM136 204V203H135ZM134 204V205H135ZM169 205V203H167ZM170 204V205H171ZM176 204V203H175ZM59 205V203H58ZM66 205V203H65ZM123 205V206H121ZM160 205V207H159ZM167 205V206H168ZM140 206V207H138ZM165 207V204L163 205ZM178 206V205H177ZM175 206V208L177 207ZM138 207V208H137ZM136 210L133 212L135 213L133 216H140L141 217V221L144 220V218L146 217V213L148 212H154V210H159L161 211L162 209L164 210L165 208L162 207V202L159 201V202H155V199L153 200H148V199H145L144 201H141L139 202V205H137ZM179 208V207H177ZM188 208V207H187ZM182 210V208H180ZM192 209V208H189V210ZM68 210V209H67ZM101 210V213H103L104 217L107 219V223H100L101 221V213L99 215L96 214V212L100 211ZM123 210V211H124ZM195 210V209H194ZM122 211V212H123ZM133 211V210H132ZM131 211V212H132ZM184 211V210H183ZM76 212V213H77ZM130 212V213H131ZM157 212V211H156ZM164 212V211H163ZM162 212V213H163ZM175 212V211H174ZM65 213V212H64ZM68 213V212H67ZM160 213V214H162ZM183 213H186L185 211ZM96 214V215H95ZM129 214V213H128ZM150 214V213H149ZM147 214V217H149L150 215ZM152 214V213H151ZM164 214V213H163ZM181 214V213H180ZM179 214V215H180ZM130 215V214H129ZM165 215V214H164ZM97 216V217H95ZM131 216V217H133ZM163 216V215H162ZM168 216V215H167ZM186 216V215H185ZM22 218L23 220V225L21 226V228L19 229H13L12 227V222L16 219V218ZM67 217V216H66ZM122 218V215L120 216ZM124 217V216H123ZM153 217H154V214H153ZM156 217V215H155ZM43 218H46V216L44 215ZM78 218V219H77ZM160 218V216H159ZM128 219V218H127ZM158 219V218H157ZM41 220V219H40ZM45 220V219H44ZM71 220V218H70ZM122 220V219H120ZM129 221L130 220V216H129ZM127 221V222H129ZM151 221V220H150ZM157 221V220H156ZM155 221V222H156ZM154 222V221H153ZM154 222V223H155ZM144 223V222H143ZM157 223V222H156ZM170 223V222H169ZM131 224H132V221H131ZM28 225H37L38 228L35 232L33 231H30L28 230ZM76 225H79V226H76ZM137 225V224H136ZM135 225V226H136ZM140 225V224H139ZM138 225V226H139ZM150 225V224H149ZM129 227H131V225L129 224ZM134 226H132L133 228ZM146 228V226H144ZM257 228V226H255ZM255 227L254 230L256 229ZM263 227V226H262ZM73 228V227H72ZM122 228V227H121ZM124 228V227H123ZM140 228V227H139ZM150 228H151V225H150ZM251 228V229H253ZM71 229V228H70ZM76 229V228H74ZM76 229V230H77ZM79 229V230H80ZM119 229V228H118ZM88 230V231H90ZM140 230H143V229H140ZM149 230V229H148ZM151 230V229H150ZM258 230V229H257ZM73 231V229H72ZM87 231V230H86ZM93 231L91 232V234L93 235ZM120 231V230H119ZM136 231V230H135ZM55 232L52 233V235L50 236H53L55 234ZM63 232V231H62ZM121 232V231H120ZM137 232V231H136ZM139 232V231H138ZM69 233V232H68ZM72 233V232H70ZM69 233V235H70ZM85 233V232H84ZM119 233V232H118ZM117 233V234H118ZM89 234V235H91ZM110 234V233H109ZM122 234V233H121ZM59 235V234H58ZM86 235V234H85ZM96 235V236H97ZM116 235V234H115ZM57 236V235H56ZM79 236V235H78ZM113 236V235H112ZM60 237V236H59ZM117 236H115L116 238ZM94 238V237H93ZM54 239V238H53ZM60 239V238H59ZM108 239V238H107ZM52 240V239H51ZM69 240V238H68ZM67 240V241H68ZM72 240V239H70ZM78 240V241H77ZM75 243L76 245L74 246L72 244V246L74 247H69V244L67 248L69 249H66L65 247V250L62 252V255H60V253L58 254L57 258L56 256L53 254V251L56 250L57 252V249H60L61 246L58 245L56 246V249L54 250V247H52V251H51V254L49 255L52 256L51 258L52 259H58L60 261H62L63 263L62 264H77V262L79 261V259H81L80 257L83 258V254L86 253V251L88 250L90 244H92V240H90V237L89 236H82V238H78ZM111 240H113V238H111ZM115 240V239H114ZM56 241V240H55ZM54 241V245H55V242ZM53 243V241H51ZM91 242V243H90ZM51 243V244H52ZM108 243V242H107ZM114 243V241H113ZM50 244V246H51ZM57 244H59L57 242ZM95 244V243H94ZM104 244V243H103ZM102 244V245H103ZM111 244V243H110ZM122 244V243H121ZM97 245V244H96ZM101 245V244H100ZM105 245V244H104ZM107 245V244H106ZM53 246V244H52ZM108 247V246H107ZM106 247V248H107ZM117 247V246H116ZM125 247V246H123ZM114 248V247H113ZM123 249V248H122ZM128 249V248H127ZM102 250V249H101ZM134 251V250H133ZM60 252V251H59ZM89 252V251H88ZM112 253V252H111ZM100 254V255H99ZM133 255V253H131ZM98 255V256H97ZM95 257H94V260H90V259H87L88 262L90 260L89 263L87 264H107V262L109 260H112V262H114L115 259L114 257H112V259L110 258L108 260V258L106 257H103L101 255V253L99 252ZM104 255V254H103ZM113 255V253H112ZM110 255V256H112ZM120 255V254H118ZM126 255V254H125ZM124 255V256H125ZM86 256V254L84 255ZM106 256H107V253H106ZM109 256V257H110ZM121 256V255H120ZM118 257L117 258H121V257ZM48 257V256H47ZM55 257V258H54ZM88 257V256H87ZM126 257H129V256H126ZM132 257V256H131ZM134 257V255H133ZM86 258V257H85ZM116 258V259H117ZM129 259V258H128ZM123 260L124 259H117L116 261L117 262H114L116 264H124L123 263ZM128 261V260H127ZM126 261V262H127ZM131 261L130 264H137V262L134 260H132L131 258L129 259L128 263L126 264H129V262ZM84 262V260H83ZM111 262V263H112ZM61 263V262H60ZM79 263V262H78ZM85 264V263H83ZM109 264V262H108Z\"/></svg>",
  "mask_w": 264,
  "mask_h": 264
},
{
  "label": "rangeland",
  "instance_id": "374dc122",
  "mask_svg": "<svg viewBox=\"0 0 264 264\" xmlns=\"http://www.w3.org/2000/svg\"><path fill=\"white\" fill-rule=\"evenodd\" d=\"M98 0H87V4H89L91 7H94V9L97 7V6H99L98 4H99V1L97 2ZM113 1H116V2H114L113 3ZM149 1H152V3L151 2H148V0H112V2H111V0H110V2L111 3H108V5L105 3V6H107V8L109 9V11H111V12H109L108 11V9L107 8H105V6H104V8H103V10L101 11V13H100V22H101V26H102V28H103V31H106V32H108L109 34H110V32L112 31L111 29L113 28V26H116L117 25V27L118 28H120V32L122 31L123 32V30H124V33H121V35L120 36H122V34H125L126 36H127V38L128 39H124V37H126L125 35L122 37L123 39H119L120 38V36H119V44H120V49H121V53H119V51H117V49L119 50V45L117 44V41H116V43L115 44H113V43H111L110 42V44L109 43H105V44H103V45H101V47L100 46H98V47H100V49H101V51L103 50V47H105L106 46V44L108 45V46H106L105 48H104V53H103V51L102 52H100V49L98 48H96L97 50H99V51H97L94 47H92V45H89V46H86L87 48L85 49V48H82V49H79V48H75L74 47V41H75V39H77V38H79V40H81V39H84V38H80L82 35L84 36H89V37H92L93 35H96V29L94 28V26H92L90 23H89V20H88V18L86 17L87 16V12H84L83 10H81V12H80V14L82 15V19H81V21H82V26H83V32L82 33H80L79 31H77L78 29L76 28V26L74 25L73 26V37L75 38L74 40L72 39L71 40V42H73V45L71 44V42L70 43H68L67 41H70V38H68L67 37V40L65 39V38H63V40H61V41H63L62 43H61V46H62V44H63V47H64V49L63 48H61V46H60V44H55V45H53L52 47H51V49L49 50V52H51V56H50V58H48V59H46V60H44L43 62H41V63H36L35 62V60H34V58H36V53H34V50L33 49H30L31 47H32V45H29V43H25L24 41L23 42H21V40L19 41V39H16V40H14L13 42H11L10 44H8L7 46H5V47H3V49L2 50H0L1 51V53L3 54H1L0 55V107H3V106H5L8 102L10 103V100H11V102H13V103H11L10 105H9V111L8 112H6L3 116H2V120L0 121V133L1 132H3V136H1L2 137V141L4 140L5 142H7L8 141V139H10L11 140V135L9 134V122H10V119L13 117V116H16V115H25V116H32L37 122H38V124H39V126H40V128L41 129H43L44 130V132H45V134H48L49 133V131H50V129L49 128H51L52 127V125H53V123L56 121V119L58 118V113H59V110H60V108L62 107V108H64V109H62V110H60V112L61 111H64L65 110V108L67 109H70V108H72V106L73 105H79L80 103H78V102H80L79 100H78V95L81 93L82 95H85V93L87 92L88 93V91L90 92V90L91 89H93V90H91V92L92 91H94V92H96L97 91V93L99 94V92L100 91H102L101 89H103V91L100 93V94H103V92H104V95H106V96H110V95H113L114 94V89H116L117 90V88H118V90H122V89H125V88H128V87H131V85L133 86V84L132 83H134L135 84V82H137V80L138 81H140L141 79H143V78H147V79H150V75H152V73H154V72H156L157 70H161V69H163V68H165L164 67V65L167 67V66H169V65H167V64H169V62H171L170 64H172V60H170V59H172L173 58V56L174 57H177V56H175V55H178V54H180V55H178V57L177 58H174L173 59V61L175 62L181 55H184V54H186V52L187 51H185V52H182L181 53V51H184L185 50V46H186V43L185 42H187L188 40L187 39H189L190 37H192V33L194 32V35H195V33H199V36H200V38H202V39H205V40H207V38H212V36H213V32L215 33L216 32V30H218L219 29V31L220 30H222V31H220V33H223L225 36L227 35V36H230V33H233L232 32V30H235V28H237V30L239 29L240 31V35L238 34V36L236 37V39L234 38V40H232L230 43H228L227 44V46H229L230 45V47L227 49V50H225L224 52L225 53H223V54H221V55H218V57H213L212 58V55L211 56H207L208 57V59H206V60H208V61H210V63H213V61H214V67H217L218 68V71H222V72H224L225 71V66H228L229 64H234V67H233V70L231 71V73H236V74H238L239 76H241V77H243V81L241 82L242 83V85L240 86V88H239V86H238V90L239 91H237V90H235V91H237L238 92V94H237V92H236V94H237V96H236V94H234L235 96H236V100H237V104H238V107H239V110L241 111L242 110V112L244 111V109L246 108L245 107V104H243V103H241V100H243V98L241 97H239V94H240V96H241V94L242 93H244V91L243 90H245L246 89V87H245V85L249 82L248 81V78H249V80L250 79H252V77L255 75V73H254V71L256 72V67H257V65H258V62H259V60H260V58H259V60L257 59L258 57L257 56H259V54H258V48H256L257 47V45H258V41L257 40H253V42H252V44L249 46V47H246L245 46V44H246V42H248L249 40V38H250V40L253 38V36H252V34H251V32L253 33L254 31H255V29L257 28V29H260L259 31H264V15H262L261 16V18L258 20V19H256V20H250V22L248 23V24H246L247 22H248V19L250 18V7L252 8L253 6H255V7H257L258 8V6H259V8H263L264 7V0H234L233 1V3H232V0H177V2L175 1V0H149ZM173 1V2H172ZM175 1V2H174ZM179 1V2H178ZM262 1V2H261ZM95 2H97L98 4H94ZM101 2V1H100ZM239 2V3H238ZM257 2V3H256ZM260 2V3H259ZM102 4H100V6H102L103 7V5H104V2H101ZM114 5H113V4ZM117 3V4H116ZM139 3V4H138ZM149 3V4H148ZM174 3V4H173ZM200 3V4H199ZM235 4V6L237 7H235L234 5H231V4ZM237 3H238V5H237ZM262 3V4H261ZM109 4H110V7H109ZM112 4V5H111ZM126 4V5H125ZM134 4V5H133ZM230 4V5H229ZM250 4H253V5H250ZM81 6V4H79L78 3V6ZM97 5V6H96ZM119 6H122L121 8H119ZM151 6V7H150ZM180 6V7H179ZM183 6V7H182ZM232 6V7H231ZM67 5H65L63 8H62V13H63V16L61 17V15H60V17L58 18V20H57V23H55V20H54V18H53V14L50 12V13H48L47 15H46V17L45 18H43V22L45 21V19H46V21L48 20V22L50 23L49 25V28L53 31V32H55V33H57V31H60V29H61V23L60 22H58V21H62V19L65 21V19H69L70 17H69V14H68V12H66L67 11ZM150 7V8H149ZM169 9L170 11L169 12H166V14H165V16H162V18L160 19V17H159V20H158V16H156L157 14V12L159 11L158 9ZM163 7H165V8H163ZM221 7V8H220ZM114 8V9H113ZM232 8V9H231ZM112 9V10H111ZM116 9H119V10H116ZM120 9L122 10V11H120ZM124 9H125V11H124ZM147 9H149V10H147ZM156 9V10H155ZM180 9V10H179ZM218 9V10H217ZM228 9V10H227ZM238 9V10H237ZM249 9V10H248ZM115 10V11H114ZM178 10V11H177ZM203 10V11H202ZM225 11V13L227 12L228 14H225L224 13V15H225V17H224V15L222 14L223 12ZM227 10V11H226ZM230 10H232V11H230ZM235 10V11H234ZM242 10V11H241ZM108 11V12H107ZM163 11H165V10H163ZM168 11V10H167ZM240 11V12H239ZM243 11H245V12H243ZM102 12H103V14H102ZM120 12V13H119ZM134 14H133V13ZM138 12H140L139 14H138ZM149 12V13H148ZM229 12H232V13H229ZM235 12V13H234ZM61 13V14H62ZM107 13H109L110 15H108ZM117 13V14H116ZM133 14L134 16H136V18H133V16L131 15V14ZM148 13V14H147ZM151 13V14H150ZM207 13H208V15H207ZM237 13V14H236ZM196 14V15H195ZM219 16H218V15ZM244 14V15H243ZM264 14V13H263ZM65 15H66V17H65ZM70 15H72V13L70 14ZM73 15H75V13H73ZM85 15V16H84ZM120 15H121V18H120ZM194 15V16H193ZM227 15V16H226ZM231 15V16H230ZM108 16H110V17H112V19L110 18V17H108ZM118 16V17H117ZM127 16V17H126ZM130 16V19L128 18ZM142 16H144V17H142ZM177 16V17H176ZM206 16V17H205ZM218 16V17H217ZM236 16V17H235ZM239 16V17H238ZM240 16H241V18H240ZM244 18H243V17ZM64 17V18H63ZM67 17H69V18H67ZM86 17V18H85ZM132 17V18H131ZM137 17H138V20H136L137 19ZM141 17V18H140ZM150 17V18H149ZM153 17V18H152ZM157 17V18H156ZM193 17V18H192ZM205 17V18H204ZM229 17H230V19H229ZM232 17H234V18H232ZM249 17V18H248ZM127 18H128V21H127ZM147 18H149V20L147 19ZM151 18H152V20H151ZM166 18H167V20H166ZM209 18H211L213 21L214 20H216V21H214V22H212V20L211 19H209ZM214 18V19H213ZM219 18L220 19H222L221 21H219ZM228 18V19H227ZM158 20L157 22H159V23H157L155 20ZM163 19V20H162ZM189 19V20H188ZM193 19V20H192ZM197 19V20H196ZM218 19V20H217ZM224 19V20H223ZM232 19V20H231ZM234 19V20H233ZM239 19V20H238ZM244 19V20H243ZM247 19V20H246ZM54 20V21H53ZM117 20H118V23H117ZM123 20V21H127L126 22V24H125V26H127L126 28H122L121 27V21ZM133 20H136V21H134L135 22V25H133L134 24V22H132V25H131V21H133ZM193 22H192V21ZM231 20V21H230ZM238 20V21H237ZM109 21H111V22H109ZM114 21H115V23H116V25H114L115 23H114ZM122 21V23H125V22H123ZM130 21V22H129ZM151 21H152V23L154 24V26H153V24L151 23ZM154 21H155V23H154ZM176 21H178V22H176ZM217 21H218V23H217ZM232 22V23H230V22ZM88 22V23H87ZM129 22V23H128ZM146 22V23H145ZM150 22V23H149ZM192 22V23H191ZM234 22L236 23V25H232V24H234ZM237 22H238V25H237ZM55 23V24H54ZM58 23H60V24H58ZM140 23H142L141 24V26H139L140 25ZM190 23V24H189ZM198 23V24H197ZM212 23V24H211ZM137 24H139V25H137ZM149 24V25H148ZM156 24V25H155ZM176 24V25H175ZM215 24V25H214ZM217 24V25H216ZM231 25L230 27L228 26V25ZM245 24V25H244ZM124 24H122V26H123ZM130 25H131V27H130ZM215 26L216 28H214L213 29V27H211L210 28V26ZM248 25V26H247ZM253 25V26H252ZM38 26L39 25H34L33 26V28H34V31H38ZM56 26H57V28L59 29H56ZM60 26V27H59ZM92 26V27H91ZM124 26V27H125ZM129 26V27H128ZM136 26H137V29H136ZM144 26V27H143ZM184 26V27H183ZM188 26V27H187ZM190 26H191V28H190ZM218 26V27H217ZM232 26H233V29H232ZM236 26V27H235ZM91 27V28H90ZM148 27V28H147ZM35 28H37V29H35ZM123 30H122V29ZM130 28V29H129ZM153 28H155V29H153ZM162 28V29H161ZM165 28V29H164ZM205 28V29H204ZM231 28V29H230ZM128 29V30H127ZM148 29V31H146ZM200 29V30H199ZM227 29H230V30H227ZM256 29V30H257ZM93 30V31H92ZM128 32H127V31ZM155 32H154V31ZM227 30V31H226ZM92 31V32H91ZM218 31V32H219ZM258 31V30H257ZM105 32V33H106ZM119 32V33H120ZM126 32H127V34H126ZM141 32V33H140ZM158 32V33H157ZM175 32V33H174ZM192 32V33H191ZM212 32V33H211ZM227 32H229V35H228V33ZM256 32V31H255ZM128 33H129V35H128ZM137 33V34H136ZM203 33H206L205 35L206 36H204V34ZM220 33H218V35L220 34ZM246 33V34H245ZM248 33V34H247ZM76 34V35H75ZM82 34V35H81ZM88 34V35H87ZM153 34V35H152ZM203 34V35H202ZM251 34V35H250ZM106 35H108V34H106ZM248 35H250V36H248ZM82 36V37H83ZM84 36V37H85ZM130 36V37H129ZM135 36V37H134ZM170 36V37H169ZM186 36V37H185ZM202 36H204V37H202ZM248 36V37H247ZM141 37V38H140ZM189 37V38H188ZM246 37V38H245ZM87 38V37H86ZM240 38V39H239ZM245 38V39H244ZM117 39V40H118ZM174 39V40H173ZM201 39V40H202ZM125 40H127L128 42L126 43V41ZM186 40V41H185ZM205 40H203V41H205ZM239 40V43L237 42ZM245 40H247V41H245ZM19 41V42H18ZM122 42V43H121ZM17 43V44H16ZM20 43V44H19ZM24 43V44H23ZM237 43V44H236ZM15 44V45H14ZM68 44H69V46H68ZM235 44V45H234ZM15 47H14V46ZM22 47H21V46ZM57 45V47H55ZM59 45V46H58ZM72 45V46H71ZM111 45H112V47L114 46H117L116 47V50L114 51V52H116V53H114L113 52V49H112V47H111ZM28 47V48H25V47ZM30 46V47H29ZM103 46V47H102ZM124 46V47H123ZM177 46V47H176ZM182 47V49H181V47ZM219 46H221V44L219 45ZM19 47V48H18ZM54 47V48H53ZM111 47V48H110ZM24 48V49H23ZM73 48V49H72ZM93 48V49H92ZM107 48H109L108 50H107ZM237 48V49H236ZM9 49V50H8ZM15 49V51H13ZM83 49H84V51H83ZM110 49H112V50H110ZM177 49V51H176V53L174 54V52H175V50ZM184 49V50H183ZM7 50V51H6ZM12 50V51H11ZM30 50H31V53H30ZM54 50V51H53ZM61 50H63V51H61ZM66 50V51H65ZM6 51V52H5ZM27 51V52H26ZM59 51V52H58ZM61 51V52H60ZM93 51V52H92ZM95 51H97V52H95ZM105 51H106V53L108 54V56H109V58L110 57H112V58H107V57H105L106 55H105ZM109 51H111L110 53H108ZM171 51V52H170ZM230 51V52H229ZM241 51L243 52L244 51V53H242V54H238V53H241ZM10 52V53H9ZM12 52V53H11ZM16 53V54H13V53ZM25 52V53H24ZM57 52V53H56ZM118 52V53H117ZM123 52V53H122ZM5 53H7V54H5ZM18 53V54H17ZM22 53H24V55L26 56H24ZM55 53V54H54ZM124 53H125V55H124ZM172 53H173V56H171L172 55ZM188 53V52H187ZM11 54H13L12 56H11ZM30 54H32V55H30ZM34 54V55H33ZM64 54V55H63ZM79 54V55H78ZM99 54V55H98ZM111 54H117V55H111ZM162 54V55H161ZM167 55V54H171L170 55V57L167 55V56H165L164 58H165V61H167V62H165L164 63V59H163V55ZM7 55H8V57H7ZM21 55H23V57L21 56ZM29 55V56H28ZM55 55V56H54ZM58 55H61V56H59V58H58ZM63 55V56H62ZM70 55V56H69ZM73 55H75V56H73ZM105 55V56H104ZM119 55V56H118ZM120 55H122V56H120ZM124 55V56H123ZM27 56H28V58H27ZM32 56V57H31ZM54 56V57H53ZM93 56V57H92ZM115 56H116V58H118V60L115 58ZM161 56V57H160ZM10 57V58H9ZM34 57V58H33ZM69 57L71 58V59H69ZM79 57H81V58H79ZM95 57V58H94ZM100 57L102 58L101 59V61H100ZM105 57V58H104ZM114 57V58H113ZM139 57V58H138ZM158 57V58H157ZM166 57H169V58H166ZM206 57V58H207ZM244 57V58H243ZM260 57V56H259ZM21 58L23 59V60H21ZM31 58V59H30ZM54 58V59H53ZM104 58V59H103ZM162 58V60L163 61H161V62H159L160 61V59ZM211 58V59H210ZM10 59V60H9ZM30 59V60H29ZM33 59V60H32ZM69 59V60H68ZM73 59H76V61L75 60H73ZM107 59V60H106ZM129 59V60H128ZM135 59V60H134ZM140 59H141V61H140ZM168 59L170 60L169 62H168ZM217 59V60H216ZM242 59V60H241ZM250 59V60H249ZM26 60H28V62L26 61ZM57 60H60V62L59 61H57ZM73 60V61H72ZM78 60H80V61H78ZM91 60V61H90ZM105 60H106V62L109 60V61H111V62H107V64H104V62H105ZM133 60V61H132ZM137 60V61H136ZM158 60V61H157ZM240 60H241V62H240ZM249 60V61H248ZM255 60H257V61H255ZM263 61H264V57H263V59H262ZM72 61V62H71ZM90 63H89V62ZM92 61H93V63H92ZM97 61L99 62L100 61V64H98L97 63ZM218 61V62H217ZM234 61V62H233ZM32 62H35V63H32ZM76 62V63H75ZM79 62V64L77 65V63ZM88 62V63H87ZM103 62V64L101 65V63ZM105 62V63H106ZM118 62V63H117ZM128 62V63H127ZM135 63L134 65H138V68L136 67V69H132L133 71H129V70H131L130 69V66H131V68H133L134 66L133 65H130V63ZM144 62V63H143ZM247 62H248V64H247ZM256 62V63H255ZM15 63V64H14ZM44 63H46V64H44ZM48 63V64H47ZM51 65H50V64ZM110 63H112V64H110ZM131 63V64H132ZM161 65H160V64ZM249 63H251V66H253L252 68H251V66H249V68H248V65H249ZM254 63V64H253ZM17 64V65H16ZM54 64V65H53ZM55 64H56V67H55ZM68 64V65H67ZM113 64L115 65L114 67H116L115 69L113 68ZM118 64V65H117ZM227 64V65H226ZM243 64H244V66H243ZM253 64V65H252ZM4 65V66H3ZM6 65V66H5ZM9 65V66H8ZM41 65L43 66V67H41ZM77 65V66H76ZM85 65H86V67H85ZM89 65V66H88ZM97 65H98V68H99V66H101V68H97ZM106 66V68H105V66ZM141 65H143V66H141ZM161 67H160V66ZM199 65V64H198ZM197 65V66H198ZM13 66V67H12ZM27 66V67H26ZM51 66V67H50ZM80 66L81 67H83L84 69H82V68H80ZM96 68H95V67ZM127 66V67H126ZM20 67V68H19ZM45 67V68H44ZM75 67V68H74ZM9 68H10V71H8L9 70ZM29 68V69H28ZM32 68H33V70H32ZM36 68V69H35ZM40 68H41V70H40ZM44 68V69H43ZM53 68V69H52ZM62 68V69H61ZM78 68V69H77ZM80 68V69H79ZM94 68V69H93ZM112 68V69H111ZM125 68L127 69V71L125 70ZM139 68H141V69H139ZM238 68V69H237ZM246 68H248V69H246ZM17 69H19V70H17ZM46 69V70H45ZM50 69V70H53V71H55L56 73H58V74H56L55 72H52L51 73V71L49 72L48 70ZM55 69V70H54ZM76 69V70H75ZM92 71H91V70ZM98 69V70H97ZM121 69H122V71H121ZM154 69V70H153ZM246 69V70H245ZM37 70H38V73H37ZM80 70V71H79ZM100 70V71H99ZM114 70V71H113ZM116 70V71H115ZM142 70H144V71H142ZM2 71H6V73L5 72H2ZM24 71V72H23ZM48 71V72H47ZM89 71V72H88ZM98 72V73H95V72ZM124 71V73H122V75H121V73L120 72H123ZM125 71L126 72H128V73H125ZM135 71V72H134ZM240 71V72H239ZM248 71V72H247ZM88 72V73H87ZM100 72H101V74H103V75H101L100 74ZM105 72V73H104ZM112 72V73H111ZM115 72V73H114ZM130 72H132V73H130ZM135 74H134V73ZM243 72V73H242ZM14 75H13V74ZM33 73V74H32ZM44 73V74H43ZM48 73V74H47ZM55 73V74H54ZM81 73V74H80ZM94 73H95V75H98V76H95L94 75ZM107 73V74H106ZM120 73V74H119ZM138 73V74H137ZM250 73V74H249ZM26 74V75H25ZM31 74V75H30ZM73 74H75V75H73ZM87 76H86V75ZM125 74L126 75H130L129 76V78L127 77L126 79H127V81L128 82H126L125 80ZM134 75V77H133V75ZM137 74V75H136ZM247 74H249L248 76H247ZM42 75H43V77H42ZM63 75H65V76H63ZM117 75V76H116ZM132 75V76H131ZM250 75H252V76H250ZM9 76V77H8ZM26 76L28 77V78H26ZM41 76V77H40ZM46 76V77H45ZM49 76V77H48ZM73 76V77H72ZM89 76V77H88ZM106 76H108V77H106ZM110 76H111V79L113 80L111 83H109V81H111V79H110ZM145 76V77H144ZM148 76V77H147ZM182 76V75H181ZM181 76H179L180 78H181ZM247 76V77H246ZM3 77V78H2ZM16 77V78H15ZM36 77V78H35ZM65 77H66V79H65ZM68 77V78H67ZM80 77V78H79ZM84 77H85V79H84ZM91 77V78H90ZM98 79H97V78ZM104 77V78H103ZM105 77H106V81H105ZM118 77H120V78H118ZM131 77V78H130ZM133 77V78H132ZM251 77V78H250ZM1 78H2V80H1ZM10 80H9V79ZM19 78H20V80H19ZM34 78H35V80H34ZM88 78H90V80L88 79ZM102 78V79H101ZM246 78V79H245ZM7 79L9 80V82H7ZM59 79V80H58ZM77 79V80H76ZM83 79H84V81H83ZM97 79V80H96ZM103 80V81H101V80ZM108 79V80H107ZM123 79V80H122ZM135 79V80H134ZM140 79V80H139ZM12 80V81H11ZM19 81V82H16V85H15V81ZM34 80V81H33ZM57 80V81H56ZM67 80V81H66ZM76 80V81H75ZM85 80H87V81H85ZM90 82H89V81ZM100 82H99V81ZM117 80V81H116ZM131 80H133V82H131ZM208 80V79H207ZM30 81H31V83H30ZM44 83H43V82ZM51 81H53V82H51ZM58 81H60V82H58ZM77 81H79V82H77ZM93 81H95V83L93 82ZM98 81V82H97ZM125 81V82H124ZM245 81V83H243ZM61 82L62 83H64L63 84V86H62V84H61ZM71 82V83H70ZM76 82V83H75ZM84 82H86V83H84ZM92 82V83H91ZM104 82V83H103ZM115 82V83H114ZM8 83V84H7ZM18 83V84H17ZM52 83V84H51ZM73 83V84H72ZM75 83V84H74ZM96 83H98V84H96ZM106 83V84H105ZM122 83V84H121ZM131 83V84H130ZM12 84H13V86H12ZM36 84H37V86H36ZM41 84V85H40ZM77 84V85H76ZM80 84V85H79ZM94 84V87H92V85ZM111 86H110V85ZM130 84V85H129ZM5 85V86H4ZM47 87H46V86ZM51 85V87L49 88V86ZM58 85V86H57ZM65 85H66V87H65ZM79 85V86H78ZM85 85H87V86H85ZM127 85V86H126ZM248 85V84H247ZM16 86V87H15ZM20 86H22V87H20ZM26 86V87H25ZM41 86V87H40ZM55 86V87H54ZM57 86V87H56ZM78 86V87H77ZM82 86V87H81ZM86 88H84V87ZM89 86H90V88H89ZM110 86V87H109ZM114 86V87H113ZM3 87L6 89H3ZM14 87V88H13ZM34 87V88H33ZM39 87V88H38ZM54 87V88H53ZM60 87V88H59ZM63 87V88H62ZM69 87V88H68ZM120 87V88H119ZM122 87V88H121ZM125 87V88H124ZM13 88V90H11ZM20 88H22V89H20ZM49 90H48V89ZM57 89V91H56V89ZM77 88H79V89H77ZM90 90H89V89ZM108 88H111V89H108ZM244 88V89H243ZM17 89H19L18 91L19 92H16L17 91ZM34 89V90H33ZM39 89V90H38ZM56 93V95L57 96H55V93H53L52 92V90ZM60 89V90H59ZM67 89V90H66ZM100 89V90H99ZM187 88H185V89H178V90H176V88H175V91H178V98L177 99H179V98H183L185 95H189V93H190V89L188 88L187 90H186ZM4 90V93L2 92ZM14 90H15V92L16 93H14ZM22 90V91H21ZM28 90V91H27ZM32 90V91H31ZM44 90V91H43ZM50 92H48V91ZM86 90V91H85ZM106 90H110L109 91V93L106 91ZM117 90V91H118ZM155 90V89H154ZM154 90H151V92H152V94H154L155 92H156V90H155V92L153 93V91ZM184 90V91H183ZM9 91H12L13 93L11 94V92H10V94H9ZM24 91H26V92H24ZM31 91V92H30ZM72 91H74L75 92V94H74V92H72ZM106 91V92H105ZM116 91V92H117ZM171 90H169V92H170ZM187 91H189V92H187ZM7 92V93H6ZM40 92V93H39ZM41 92H45L44 94L42 93L41 94ZM64 92H65V94H64ZM83 92V93H82ZM85 92V93H84ZM112 92H113V94H112ZM168 92V93H169ZM68 95H67V94ZM71 95H70V94ZM108 93V94H107ZM150 93V92H149ZM146 94V95H144V97L143 98H147L146 100V103L148 102L149 103V105H151L152 103V99H155L156 98V100H157V97H155V95H152V94ZM4 96H3V95ZM8 94V95H7ZM50 94V95H49ZM54 94V96H52ZM58 94H59V96H58ZM60 94H62V96L60 95ZM98 94H94L95 96L96 95H98ZM191 94V93H190ZM232 94V92H231V95L230 94H228V95H230V97H231V99L233 100V95ZM32 95V96H31ZM36 95V97H34ZM39 95H41L42 97H40ZM49 95V96H48ZM65 95H66V98H65ZM69 95H70V97H69ZM75 95V97L73 98V97H71V96H74ZM82 95H80V96H82ZM148 95H150L151 97H149ZM228 95H227V97H226V95H222L223 97H220L219 99H218V101L221 99V98H227V100H231L230 99V97H228ZM233 95V96H232ZM243 95V94H242ZM8 96H9V98H8ZM30 96V97H29ZM44 96H46V98H44ZM68 96V97H67ZM40 99H39V98ZM51 97V98H50ZM54 97V98H53ZM56 97H58L57 99H56ZM62 97V98H61ZM76 97H77V99H76ZM153 97H155V98H153ZM12 98V99H11ZM21 99L20 101L22 102V100L23 101H25V105L23 104L24 102H20L19 101V99ZM37 98V99H36ZM64 98L67 100V101H65L64 100ZM71 98H73V99H71ZM152 98V99H151ZM164 98V99H163ZM166 96H161L160 97V99L158 98V102L156 101V100H153V101H155V102H153V105L156 103V105H151V106H149L148 104L147 105H142V104H146V103H144L145 102V100H144V102L143 103H141V105L142 106H147V108H148V110L152 107L153 109H155V107H156V110L157 109H159L160 108V106L161 107H164V105L167 107L169 104H168V102H165L166 101ZM50 99V100H49ZM70 99V100H69ZM150 99H151V101H150ZM8 100V101H7ZM27 100V101H26ZM35 100V101H34ZM37 100V101H36ZM45 100V101H44ZM48 100V101H47ZM53 100V101H52ZM164 100V101H163ZM221 100H223V99H221ZM220 100V101H221ZM226 100V102L228 103H230L231 101H227ZM18 101V102H17ZM31 101V102H30ZM51 101H52V103H51ZM57 101V102H56ZM62 101V102H61ZM78 101V102H77ZM141 101H143V99L141 98ZM161 101V102H160ZM219 101V104L221 103ZM240 101V102H239ZM244 101V100H243ZM14 102H16V103H14ZM30 102V103H29ZM39 102V103H38ZM61 102V103H60ZM70 102V103H69ZM75 102V103H74ZM92 102H97V100H95V99H93V100H90V101H88V105H93L94 103H92ZM176 102H178V101H176ZM175 102V103H176ZM223 102H224V100H223ZM222 102V103H223ZM8 103V104H9ZM29 105H28V104ZM35 103V104H34ZM57 103V105H59L60 106V108H59V106H55V104ZM63 103H65V104H63ZM69 103V104H68ZM151 103V104H150ZM227 103H223V104H221V105H218L219 106V109H218V117L217 116H215L214 117V119H212L211 121H212V125L215 123V125H213L216 129H219L223 134H224V132H225V134L224 135H227L228 134V132L231 130V128H237V126L241 123V117H242V113H240V111H237V112H235L233 115H234V118L236 119H234L233 118V115L232 114H230V115H228V114H226L224 111H219L220 110V107H222L223 105H226ZM243 104V105H240V104ZM2 104H4V105H2ZM14 104V105H13ZM15 104H17V106L18 107H16V105ZM20 104V105H19ZM39 104V105H38ZM63 104V105H62ZM71 104V105H70ZM157 104H160V105H158L157 106ZM24 107H23V106ZM38 105V107H36ZM43 105V106H42ZM49 107H48V106ZM65 105V106H64ZM70 105V106H69ZM12 106V108H10ZM23 107V108H21V107ZM69 106V107H68ZM141 106V107H142ZM27 109H26V108ZM30 107V110H28V108ZM40 107V108H39ZM150 107V108H149ZM240 107H242V108H244V109H241ZM20 108V109H19ZM24 108L26 109L25 111H23L24 110ZM47 108V109H46ZM3 108H0V112H3V110H2ZM152 109V110H153ZM14 110V111H13ZM16 110V111H15ZM28 110V111H27ZM39 110V111H38ZM44 110V111H43ZM51 110V111H50ZM58 110V111H57ZM151 110V109H150ZM29 111H31V112H29ZM38 111V112H37ZM49 111V112H48ZM55 111V112H54ZM115 111V110H114ZM114 111H112V112H114ZM17 112V113H16ZM57 112V113H56ZM239 112V113H238ZM14 113V114H13ZM16 113V114H15ZM20 113V114H19ZM45 113L47 114V113H50V114H47V117H46V115H45ZM62 113V112H61ZM223 113V114H222ZM12 114V115H11ZM53 114V115H52ZM57 114V115H56ZM109 114H111V112H109L108 113V115ZM153 113H151V112H149V111H147V113L146 112H143L141 115H140V120L142 121V122H144V123H150L151 124V122H152V125H156V124H158V126L160 127V128H163L164 127V125L162 124L163 123V121H162V119H161V117L159 118V116L157 117V115L156 114H153ZM1 115H2V113H1ZM52 115V116H51ZM108 115H105V117H104V115H101V117L100 116H98V118L99 119H103V121H104V118H106ZM227 115V116H226ZM5 116L7 117V118H5ZM103 116V117H102ZM156 116V117H155ZM228 116H229V119H226V118H228ZM239 116V117H238ZM36 117V118H35ZM136 117V116H135ZM170 117V116H169ZM217 117V118H216ZM230 117H232L231 118V120H230ZM94 118H97V117H94ZM157 118V119H156ZM218 119V121L216 120V119ZM243 118V117H242ZM1 119V118H0ZM6 119V120H5ZM92 120H93V118H91ZM91 119L88 121V123H87V121H86V123H87V126H86V128H89L88 126H91V124H92V121H91ZM150 119V120H149ZM155 119V120H154ZM160 119V120H159ZM167 119H169L168 117L166 118V119H164V121H165V127H168V128H166V130H169V132L167 133L166 131H165V133L167 134L165 137H161L160 136V138L162 139H159V137H158V139L160 140V142H161V144H163V145H161L160 143V145H161V147L163 146H165L164 144H166V147H164V149H162L161 148V150H159L160 152L158 153V151H157V149H156V147H157V145H159V144H157L155 141L153 142V140L151 141L152 143H154L155 144V146L153 145V144H151V143H149V146L150 147H155L154 149V151H146V149H145V152H144V150H142L141 152H140V150H138V152H137V156H138V158H137V156H135V164L133 163L132 164V170H130L131 171V174H134L135 172H133V171H135L137 168L139 169V174H138V171H137V173H135L134 174V176L136 175V177H138V178H136V177H133V175L131 176V177H133V181L131 182V180H129V183H128V185H131V183L133 184H135V183H138L139 182V184L140 183H145V181H149V180H151V182L149 181H147L146 182V184L148 183L149 185L148 186H146V187H148V189H146V187H144L143 188V190H144V192L142 193L141 191H140V189H142V187L141 186H143V184H140V186H138L139 187V191L141 192V193H138L137 195H136V198H134V200H135V202H134V200H133V203H132V206H134V207H132L133 209H129L130 210V212H126L124 209H121L122 211H121V213H120V216L122 215V218L119 216V221H118V223H117V225L115 226V229H112V230H110L109 232H108V234L106 233L105 235L104 234H102V237H101V239H100V241H99V243H96V239L98 238V235L96 234L97 233V230H90V228L89 229H87V228H85V229H83V231L82 232H80L81 231V229H80V227H79V229H77V227H74L75 225H73V223L74 224H77V223H75V221H74V219H75V216L78 214V212H79V207H80V199L81 198H83V196L84 195H86V191H87V193H88V185H87V183L84 181V179H85V177H86V172L88 173L90 170H91V168H92V163H88V159L89 158H93V156H94V154L96 153V152H98V150L96 151V148H97V146L100 144H102L103 143V140H102V142L100 141V138L99 139H97L96 141H94V139H92L91 137H89L88 135H90V134H87V131L90 129V128H92V127H90L88 130H84V136L83 135H80V136H78V138H74V139H72V140H74V141H70L71 142V146H72V148L74 149V151H73V153L70 155V157H69V161H66L65 163H58V165L56 164H52L51 165V162H50V159L51 158H49L48 156H47V154H48V152H49V149H48V147H44V149H41V157L39 158V159H36V160H30V163H26V165H25V167L26 168H29V164L33 167L34 166V164L36 165V163H37V168L39 169H37L36 168V170H38L37 171V173L36 174H34V175H31V173H30V177H31V179H29V180H31L30 182H31V184H30V182L28 181V178H27V180H25V181H23L22 180V178H21V176H20V174L23 172V171H21L20 170V174L18 175L17 174V172H16V169L15 168H13V169H15L14 171H12L11 170V168L9 169L13 174H11V172L8 170V168H6V167H8L9 165L8 164H6L5 162H7V161H5L6 160V158H5V144H4V146H3V143H5V142H3L2 144H0V158H1V156L2 157H4V159L2 158L1 160H0V164H1V162H2V160H4V162H2V164L3 163H5L4 164V169H3V172L5 171V168L9 171V172H7V173H3V172H1V174L2 175H0V182H1V185L2 186H5V185H7V186H9V188H10V190L12 189V187H14V186H16V185H18V186H16V187H14L15 188V191H14V189H12L11 191H12V193L14 192V194L15 195H17V193L19 194V192H20V190H24L25 191V193L26 194H28V201L26 202V204H25V206H27L28 205V207L30 206V205H33L34 203L35 204H37V203H39V201H37V199L39 198V200H41V196L43 195V190L47 187V186H49L51 183H53L54 181H55V178H58V176H59V178L61 177V176H63V171L66 169V165H68L69 163L70 164H72V163H76V162H78V161H80V162H82V163H84V164H82V166L79 168V172L77 171L76 173H73L72 175V178H76L77 179V177H81V178H79L80 180H78L79 182H78V184H81V185H79L78 186V184H77V189H76V191L75 192H73V193H76V194H74V195H76V196H74L73 195V193H72V195L70 194V193H65L64 195H61V197H59V198H57L55 201H53L49 206H47V211L46 212H39L38 210H34V211H36V212H33L32 213V215H31V217L36 221V222H40V221H45L44 219L45 218H43V216L45 215V216H47V214H48V211H49V209L50 208H52L53 206H60V207H64L65 208V210H64V212H65V216H67L66 217V219L68 220V223H67V228L64 230V229H62L61 230V232L60 231H57V232H59V233H57L56 234V230L54 231V229H57V227H55V226H53L52 227V231L53 232H55V234L53 235V236H50V235H52V233L53 232H51V234L50 235H48V241H49V244H51L52 242L51 241H53V246H52V244H51V246L52 247H54V250L56 249V246L58 245V247H59V245L61 246V248L60 249H57V252H56V250L55 251H53V254L56 256H58V254L60 253V255L59 256H61L62 255V252L65 250V247H66V249H69V248H67L68 247V245H69V247H71L72 246V244L74 245H76V243H77V239L78 238H82V236L84 237V236H89L90 237V240H92L91 242H92V244H90V246H89V248H88V250L86 251V256H84L85 254H83L82 256H83V258L82 257H80L81 259H79V263L77 262V264H83V263H85V264H87V263H89L90 262V260H94V257L100 252L101 253V255L103 256V257H106V258H108V260L111 258L112 259V257H114L115 259H113V260H115L114 262H117L116 260L117 259H124L123 260V263L124 264H126V263H128V261H129V259L131 258L132 260H134L135 259V257H133V255H134V246H135V243H137L138 242V240H132V239H130V238H128L126 235H125V233H124V226H125V224H127L128 226H129V224L131 225V227L132 226H134L133 227V230L137 233V235L138 236H140V235H142V234H144V233H151L154 237H156V238H159L161 241H162V247H163V249H164V256L163 257H161V261H160V264H216V259H215V255L214 254H217V253H219V254H223V255H226L228 258H229V260L232 262V264H264V139H262V141H261V139L259 140L260 141V146L258 145V142L256 143V138L259 136V138H260V135L259 134H256V137L254 136V138H255V140H254V143L253 144H257V145H251V146H249V153H247L248 154V156L246 157V159L247 160H245V170H244V172H243V170H242V176L244 177H242V176H240V174L238 175L239 177V179L238 180H236V181H238L237 183H234L230 188H229V192L227 193L226 192V194H225V197H224V194H222V195H220V197L214 202V203H212L211 205H207V206H202L201 208L199 207V208H193L194 206L193 205H196L197 206V202H194V200H191L190 202H188L187 204L188 205H186L187 207H185L186 209H184V207H182V204L181 203H178V201L176 202V200L175 201H173L172 202V204H171V202H167V203H169V205L167 204V203H165V201L166 200H164L166 197L164 196V195H162V194H164V190L167 188V187H163V185H164V183H165V181H167L168 179L170 180H172V178H170L171 176V172H172V170L174 169V163H171L172 162V160L174 161V157L176 156V155H178L179 153H178V151L180 150L179 149V147H175V146H172L173 144H171L172 143V141L173 140H175V139H179L177 136H176V134H178V132L180 131V128H181V131H180V133H179V135H180V137H182V138H180V139H183V138H185L186 137V129H187V127H186V129L184 130V126H186L185 125V122H182V124H181V122L178 124V126H176L177 124H175L174 126L172 125L170 128H169V126H168V124H167ZM221 119V120H220ZM224 119H225V121H224ZM4 120V121H3ZM208 120V119H207ZM223 120V121H222ZM235 120V121H234ZM42 123V124H40V122ZM91 121V124L90 125H88L89 124V122ZM101 121V120H100ZM124 121V120H123ZM122 121V122H123ZM228 121V122H227ZM232 121V122H231ZM125 122V121H124ZM133 122H135L136 123V119L133 121ZM231 122V123H230ZM234 122V123H233ZM239 122V123H238ZM260 122H263V124H264V115H263V117H262V120H260ZM47 125H45V124ZM126 123V122H125ZM134 123V124H135ZM221 123V124H220ZM228 123H230L229 125H228ZM236 123V124H235ZM118 124V123H117ZM117 124H115L116 126H118ZM130 124H133L132 123V121H131V123ZM134 124H133V126H134ZM166 124H167V126H166ZM261 124V123H260ZM42 125V126H41ZM51 127H50V126ZM113 126V128H108L107 129V131L106 132H104V135L106 136V137H108V135H109V137H111L112 136V138H113V143H111V140H109L108 138H106V139H104V145H112L113 146V144H114V146L113 147H118V145H122V142H121V139L120 138H118V136H117V132H118V130L119 129H117V128H119V127H116V126ZM120 125H122V124H120ZM128 126H129V128H130V126L132 127V125H125V126H123L122 127V129H123V131L124 132H127L126 134L128 135V136H130V137H132L133 135H134V127L133 128H128ZM177 127V128H174V127ZM183 126V127H182ZM213 126H210V129L209 128H207V131L206 132H209L208 130H211V134L209 135L208 133H207V140H209V139H211L210 141H207L206 142V150H205V152L207 151L208 152V149L209 148H211L212 146H214V144L216 145V144H218L217 146H215V147H212V148H215V150H216V153H218V155H223L224 153H223V150H224V152H225V150L228 148V143H226L227 142V137H226V139H225V141H224V138H223V135H221L222 136V138H221V136H219L220 135V131L218 130V131H212V129H211V127L213 128ZM47 127V128H46ZM164 127V128H165ZM116 128V129H115ZM160 128H159V130H160ZM172 128V129H171ZM221 128H223V129H221ZM228 129V131H227V129ZM47 129V130H46ZM115 129V130H114ZM2 130H4V131H2ZM156 129H154L153 130V132H154V136H156L157 135V132L159 131V130H156ZM171 130L173 131V133L171 132ZM214 130V129H213ZM116 132V134L115 133H113V132ZM182 131H183V133H182ZM186 131V132H185ZM109 132V133H108ZM163 132H164V130H163ZM173 134H171V133ZM175 132H176V134H175ZM213 132H216V133H218L216 136H217V140L219 139L218 137H220V139H223V141L222 140H214L215 139V137H213L215 134L213 133ZM4 133L5 134H8L7 136H4ZM82 133V134H83ZM155 133H156V135H155ZM170 133V134H169ZM185 133V134H184ZM210 133V132H209ZM221 133V134H222ZM107 134V135H106ZM116 136V141H115V143H114V136ZM133 134V135H132ZM184 135V137H183V135ZM150 135V134H149ZM171 135V136H170ZM176 137H175V136ZM258 135V136H257ZM47 136V135H46ZM48 136H49V134H48ZM48 136H47V138H48ZM162 136H164V135H162ZM169 137V138H166V137ZM208 136H212L211 138L210 137H208ZM83 138L84 139V141H81V140H83V139H81V138ZM89 137V140L88 139H86V138H88ZM126 137V136H125ZM175 139H174V138ZM3 138H5V139H3ZM80 138V139H79ZM214 138V139H213ZM6 139H7V141H6ZM78 139V140H80L81 141V144L79 143V142H77L76 140ZM158 139H157V141H158ZM166 139V140H165ZM171 139H172V141H171ZM9 140V141H10ZM88 140V141H87ZM99 140V141H98ZM165 140V141H164ZM212 140H214L216 143H212V142H214V141H212ZM1 141V142H2ZM8 141V142H9ZM55 141V140H54ZM52 141L51 142V144H52V148L54 147V150H56V146H57V141ZM87 141V142H86ZM110 141V142H109ZM129 141V140H128ZM170 141V142H169ZM212 141V142H211ZM221 142L222 141V143L219 145V143H217V142ZM229 141V140H228ZM82 142H84L83 144H82ZM94 142V143H93ZM95 142H99V143H97V144H95ZM101 142V143H100ZM120 142V143H119ZM163 142V143H162ZM167 142H168V144H167ZM208 142H210V144L212 145H210ZM79 143V144H78ZM118 143V144H117ZM208 143V144H207ZM225 143L227 144V147H226V145H225ZM49 144V143H48ZM56 145V146H55ZM75 145V146H74ZM82 145H83V147H85V148H83L82 147ZM85 145V146H84ZM100 145L98 146V148L100 147ZM138 145H139V143H138ZM160 145L158 146L159 148H160ZM171 145V146H170ZM225 145V146H224ZM83 148H81V147ZM103 145H101V147H102ZM170 148H169V147ZM222 146H224L222 149L220 148V147H222ZM259 146V147H258ZM263 146V147H262ZM4 147V148H3ZM80 147V148H79ZM101 147H100V150H101ZM153 147L152 148H149V149H147V150H153ZM157 147V148H158ZM169 149H171V150H168V148ZM172 147V148H171ZM175 149H174V148ZM251 147H257V150L256 149H254V148H252L251 149ZM47 148V149H46ZM77 148H78V150H77ZM95 150H94V149ZM97 148V149H98ZM166 148V149H165ZM211 148V149H212ZM82 149V150H81ZM174 149V151L172 152V150ZM221 149V150H220ZM250 149H251V153H250ZM45 150V151H44ZM95 151V152H93V151ZM99 150V151H100ZM163 150V151H162ZM176 150H178V151H176ZM220 150V152H218ZM258 151V152H256V151ZM167 151V152H166ZM169 151H170V153H169ZM176 151V152H175ZM181 151V150H180ZM179 151V152H180ZM221 151H222V153H221ZM3 152V153H2ZM155 152V153H154ZM253 152V153H252ZM45 153V154H44ZM148 153V154H147ZM151 153V154H150ZM164 153V154H163ZM169 153V154H168ZM176 153V154H175ZM3 154V155H2ZM74 154V155H73ZM146 154V155H145ZM167 154V155H166ZM207 154V153H206ZM261 154V155H260ZM141 155H143V156H141ZM153 155V156H152ZM171 155V156H170ZM167 158H166V157ZM89 157V158H88ZM44 158H46V159H44ZM141 158V159H140ZM149 159V161H148V159ZM44 159V160H43ZM49 159V160H48ZM83 159V160H82ZM151 159V160H150ZM156 159V160H155ZM166 159V160H165ZM170 159V160H169ZM45 160H48V166H46L47 164V162L45 161ZM148 161V164L146 163V161ZM152 160H155V162L153 163V170H154V172H152V173H150L151 175L150 176H152V178L150 179V178H148V179H144L143 180V176H146L145 174V172H147L148 170V168H149V163L152 161ZM38 161H42V163L41 162H38ZM85 161V162H84ZM35 162V163H34ZM46 162V163H45ZM87 162V163H86ZM43 163H45V164H43ZM50 163V164H49ZM162 163H164V164H162ZM168 163V164H167ZM28 164V165H27ZM41 164H43V166H45V167H43ZM66 164V165H65ZM92 164V165H91ZM152 164V163H151ZM170 164V165H169ZM171 164H172V166H171ZM6 165V166H5ZM39 165V166H38ZM51 165V166H50ZM63 165L64 166H66V167H63ZM89 167H88V166ZM144 165V166H143ZM35 166V167H36ZM41 166V167H40ZM142 166V167H141ZM148 166V167H147ZM166 166V167H165ZM10 167H12V166H10ZM24 167V166H23ZM22 167V168H23ZM58 167V169L56 170V168ZM87 167V168H86ZM139 167H141V169L139 168ZM147 167V168H146ZM165 167V168H164ZM41 168V169H40ZM89 168V169H88ZM130 168V169H131ZM157 168V169H156ZM21 169V168H20ZM45 169V170H44ZM86 169H88L89 171H87ZM133 169H135V170H133ZM54 170H56L55 172H54ZM63 170V171H62ZM169 170V171H168ZM252 170V171H251ZM145 171V172H144ZM161 171H162V173H161ZM164 171V172H163ZM6 172V171H5ZM33 172V171H32ZM49 172V173H48ZM144 172V173H143ZM8 173H10L11 175H9ZM40 173H41V175H40ZM143 173V174H142ZM164 173V175L162 176V174ZM169 173H170V175H169ZM245 173V174H244ZM248 173V174H247ZM4 174V175H3ZM7 176H6V175ZM16 174V175H15ZM75 174V175H74ZM85 174V176L83 177V175ZM141 174H142V177H141ZM159 176H158V175ZM166 174V175H165ZM184 174V171L183 172H181V175H183ZM18 175V176H17ZM37 175H39V176H37ZM48 175V176H47ZM51 175V176H50ZM61 175V176H60ZM157 175V176H156ZM3 176V177H2ZM9 176V177H8ZM14 176V177H13ZM17 176V177H16ZM19 176H20V179H18L19 178ZM33 176V177H32ZM35 176H37L36 178L37 179H34L35 178ZM45 176H47V177H45ZM56 176V177H55ZM155 176V177H154ZM5 177V178H4ZM13 177V178H12ZM29 177V178H30ZM40 177V178H39ZM140 177L142 178V179H140ZM169 177V178H168ZM240 177H242L243 179V181L240 179ZM246 177V178H245ZM4 178V179H3ZM7 178V179H6ZM12 178V179H11ZM15 178V179H14ZM32 178L34 179V181L32 180ZM146 178V177H145ZM162 178V179H161ZM3 179V180H2ZM9 179V180H8ZM18 179V180H17ZM52 179V180H51ZM75 179V180H76ZM132 179V178H131ZM154 179V180H153ZM11 180H15L16 182H17V184L16 183H13ZM20 180V181H19ZM39 180V181H38ZM83 180V181H82ZM138 180V181H137ZM139 180H143L144 182H140ZM158 180V182H156ZM163 180V181H162ZM169 180L166 182V185L168 186V184H169ZM171 180H170V182H171ZM248 180V181H247ZM10 181V185H9V182ZM14 181V182H15ZM22 181V182H21ZM36 181V182H35ZM38 181V182H37ZM136 181V182H135ZM235 181V182H236ZM242 181V182H241ZM5 182H7V183H5ZM20 182H21V185H20ZM23 182H25V183H23ZM32 182H34V183H32ZM48 184H47V183ZM85 182V184H83ZM131 182V183H130ZM3 183V184H2ZM12 183V184H11ZM27 183V184H26ZM157 183V184H156ZM162 183H163V185H162ZM16 184V185H15ZM159 184H161L162 185V187H160V185ZM245 184V185H244ZM0 185V186H1ZM23 185V186H22ZM26 185V186H25ZM83 185V186H82ZM87 185V186H86ZM166 185H164V186H166ZM238 185V186H237ZM12 186V187H11ZM19 186H22L21 188L19 187ZM25 186V187H24ZM27 186H28V188L29 189H27ZM126 185H123V187H121L120 188V190L121 189H123V191L125 192V188L128 190L129 189V187H125ZM155 186H158V187H156L157 188V190H158V194H153V192L156 190V189H154L153 187H155ZM240 186V187H239ZM243 186V187H242ZM24 187V188H23ZM83 187V188H82ZM84 187H86V188H84ZM150 187V188H149ZM237 187H238V189H237ZM0 188H2V187H0ZM16 188H18V189H16ZM19 188H20V190H19ZM81 188V190H79ZM43 189V190H42ZM87 189V190H86ZM153 189H154V191H153ZM230 189H231V191H230ZM237 189V190H236ZM18 190V191H17ZM84 190V192L82 193V191ZM86 190V191H85ZM145 190H147V191H145ZM152 190V191H151ZM156 190V191H157ZM236 190V191H235ZM29 193H28V192ZM80 191H81V195H80ZM234 191V192H233ZM146 192V194H144ZM149 192V193H148ZM151 192V193H150ZM231 192V193H230ZM35 193V194H34ZM79 193V194H78ZM85 193V194H84ZM32 194H34L35 196H33ZM38 194V195H37ZM67 194H69V195H67ZM142 194V196H140ZM32 195V196H31ZM37 195V196H36ZM139 195V196H138ZM152 195H153V197H152ZM227 195V196H226ZM67 196H68V198L69 199H66L67 198ZM73 196L76 198H74L75 200H72L73 199ZM163 196V197H162ZM223 196V197H222ZM32 199H31V198ZM38 197V198H37ZM78 197V198H77ZM138 197H141V199H142V201H144L145 199H148V200H154L155 199V202L157 203V202H159V201H161L162 202V207H164L163 205L165 204V209L163 210H159V208H158V210L156 209V210H154V212H148V213H146L145 215H146V217L144 218V220H142L139 224H137L136 226L135 225H133V224H131V221H129V216H130V220H131V216H133L135 213H133L135 210H136V208L135 207H137V205H139V202L141 201V199L140 198H138ZM148 197V198H147ZM149 197H151L152 199H149ZM159 197V198H158ZM161 197H162V200H160L161 199ZM30 198V199H29ZM64 198V199H63ZM80 198V199H79ZM61 199V203H60V201H58V200H60ZM66 199V200H65ZM139 199V200H138ZM63 200H65V201H63ZM68 200H70V201H68ZM72 200V201H71ZM82 200V199H81ZM29 201H30V205H29ZM37 203H36V202ZM67 201L68 202H70V203H68L67 204ZM76 201V202H75ZM77 201H79V202H77ZM138 201V202H137ZM41 202V201H40ZM192 202H194V204L192 205L191 203ZM1 203V202H0ZM56 203V204H55ZM58 203H59V205H58ZM64 203V204H63ZM65 203H66V205H65ZM136 203V204H135ZM176 203V204H175ZM63 204V205H62ZM135 204V205H134ZM142 204V202L140 203V205ZM171 204V205H170ZM168 205V206H167ZM178 205V206H177ZM175 206H177V207H179V208H175ZM138 207H140V206H138ZM137 207V208H138ZM159 207H160V205H159ZM180 208H182V210L180 209ZM189 208H192V209H190L189 210ZM3 208H2V206L0 207V210L1 211H3L2 210ZM68 209V210H67ZM195 209V210H194ZM186 212V213H183L184 211ZM78 211V212H77ZM157 211V212H156ZM164 211V212H163ZM175 211V212H174ZM68 212V213H67ZM77 212V213H76ZM165 214H163V213ZM101 213V210L100 211H98V212H96V214L97 215H99ZM130 215H129V214ZM150 213V214H149ZM152 213V214H151ZM160 213H162V214H160ZM181 213V214H180ZM74 214H76V215H74ZM95 214V215H96ZM147 214H149L150 216L149 217H147ZM153 214H154V217H153ZM180 214V215H179ZM155 215H156V217H155ZM163 215V216H162ZM168 215V216H167ZM186 215V216H185ZM124 216V217H123ZM159 216H160V218H159ZM95 217H97V216H95ZM70 218H71V220H70ZM128 218V219H127ZM158 218V219H157ZM41 219V220H40ZM120 219H122V220H120ZM151 220V221H150ZM157 220V221H156ZM127 221H129V222H127ZM155 223H154V222ZM144 222V223H143ZM170 222V223H169ZM43 224H44V222H43ZM151 225V228H150V225ZM139 225V226H138ZM47 226V225H46ZM76 226H79V225H76ZM144 226H146V228L144 227ZM255 226H257V228L255 227ZM263 226V227H262ZM73 227V228H72ZM122 227V228H121ZM140 227V228H139ZM253 227H255L256 229L254 230V228ZM51 228V226H48V228H47V230H49ZM71 228V229H70ZM74 228H76V229H74ZM119 228V229H118ZM251 228H253V229H251ZM46 229V228H45ZM72 229H73V231H72ZM140 229H143V230H140ZM149 229V230H148ZM151 229V230H150ZM258 229V230H257ZM87 230V231H86ZM88 230H90V231H88ZM121 232H120V231ZM63 231V232H62ZM93 231V235L91 234V232ZM139 231V232H138ZM70 232H72V233H70V235H69V233ZM85 232V233H84ZM119 232V233H118ZM110 233V234H109ZM118 233V234H117ZM122 233V234H121ZM59 234V235H58ZM86 234V235H85ZM89 234H91V235H89ZM116 234V235H115ZM57 235V236H56ZM79 235V236H78ZM97 235V236H96ZM113 235V236H112ZM60 236V237H59ZM115 236H117L116 238H115ZM94 237V238H93ZM95 237H96V239H95ZM54 238V239H53ZM60 238V239H59ZM68 238H69V240H68ZM108 238V239H107ZM111 238H113V240H111ZM52 239V240H51ZM70 239H72V240H70ZM115 239V240H114ZM56 240V241H55ZM68 240V241H67ZM77 240V241H76ZM54 241L56 242L55 243V245H54ZM75 241H76V243H75ZM113 241H114V243H113ZM57 242L59 243V244H57ZM90 242V243H91ZM108 242V243H107ZM95 243V244H94ZM105 245H104V244ZM111 243V244H110ZM122 243V244H121ZM97 244V245H96ZM101 244V245H100ZM103 244V245H102ZM107 244V245H106ZM74 245V246H75ZM74 246H72V247H74ZM108 246V247H107ZM117 246V247H116ZM123 246H125V247H123ZM107 247V248H106ZM114 247V248H113ZM123 248V249H122ZM128 248V249H127ZM102 249V250H101ZM63 250V251H62ZM60 251V252H59ZM89 251V252H88ZM113 253V255H112V253ZM106 253H107V256H106ZM131 253H133V255L131 254ZM104 254V255H103ZM118 254H120V255H118ZM126 254V255H125ZM95 255V256H94ZM100 255V254H99ZM110 255H112V256H110ZM125 255V256H124ZM57 256H56V258H57ZM88 256V257H87ZM98 256V255H97ZM110 256V257H109ZM117 256L119 257H121V258H117ZM126 256H129V257H126ZM132 256V257H131ZM52 256H48V257H45L44 259V263L45 264H62L63 262L62 261H60V260H58V259H60V258H58V259H56L55 257V259H52L51 258ZM86 257V258H85ZM117 258V259H116ZM129 258V259H128ZM87 259H90L89 260V262H88V260ZM83 260H84V262H83ZM128 260V261H127ZM127 261V262H126ZM61 262V263H60ZM109 262V264H116V263H114V262H112V260H109L108 261ZM108 262H107V264H108ZM112 262V263H111ZM126 262V263H125ZM131 263V261L129 262V264Z\"/></svg>",
  "mask_w": 264,
  "mask_h": 264
},
{
  "label": "clouds",
  "instance_id": "9594fccd",
  "mask_svg": "<svg viewBox=\"0 0 264 264\" xmlns=\"http://www.w3.org/2000/svg\"><path fill=\"white\" fill-rule=\"evenodd\" d=\"M9 134L12 138L10 142H5V157L7 164L14 167L19 174V169L28 161L40 158L41 149H44L47 144V137L38 122L32 116L25 115H16L11 118ZM64 210L65 208L60 206L50 208L44 221L45 228L46 225H52L57 221L63 222L66 219ZM100 215V223H107L103 213ZM131 221L133 225L139 224L141 217L133 216ZM22 225L23 220L19 217L12 222L13 229H19ZM37 228V225H28L30 231L35 232ZM124 233L128 238L138 240L134 246V257L137 264H160L161 257L164 256V249L159 238L147 232L138 236L133 228L127 224L124 226ZM33 251L38 257H47L51 254L52 246H50L47 238V229L42 236L38 237L33 246ZM214 255L216 264H232L226 255L219 253Z\"/></svg>",
  "mask_w": 264,
  "mask_h": 264
}]
</instances>
